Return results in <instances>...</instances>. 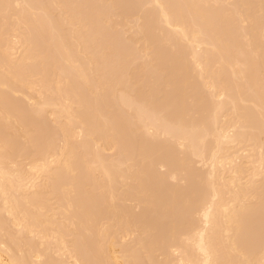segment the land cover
<instances>
[{
  "label": "rangeland",
  "instance_id": "obj_1",
  "mask_svg": "<svg viewBox=\"0 0 264 264\" xmlns=\"http://www.w3.org/2000/svg\"><path fill=\"white\" fill-rule=\"evenodd\" d=\"M52 1L54 3H52L51 0H42V1L41 0H27V2L32 7L31 11H33V13H34L33 15H35V18L37 19V21H36V19H34L32 17V15H31V17H29L28 14L32 13L30 11V9H28V10L31 13L27 12L28 16L25 15L26 13H24V14L20 13V11H19L20 7L21 6L22 7L25 6L23 1L18 0L16 2V0H6V1L5 0H0V15L2 14L1 17H0V29H1L0 33L1 34L2 33L3 34H7V36L5 35L6 37L3 36V38L0 39V40H2V41L4 40V42L6 41L5 44H3L5 46H3V45L2 46L4 48L7 47L6 48L7 51H6V49H5V51L8 52V53L9 52L11 53V54L10 53L9 54L8 53H6V54L4 53V55H2L1 52L4 50L2 48L3 50L1 49L2 51L0 52V61H4V62L7 61V63H8L7 66L8 67L11 65L13 68L18 69V70L21 67V69L19 71H22V73L24 71V73H23L24 76L25 75H29L28 71H29V73H31V70H28V71L26 70V69H29L30 66H31L32 70L34 71V74L38 73L37 75H34L33 71H32V74L34 75L33 77H32V74L29 75L30 77H26L25 76L27 78V82L25 84L28 83V80H29V82L31 80V84L29 86L27 85L25 87L21 86L22 84L20 85V83L19 84L18 83H14L15 84V86H14L12 84V82H10L8 80V78L3 75V74H5L4 73L5 70L3 71V73H1L2 76L0 75V81L8 80L9 83H10L9 85L12 84L14 86V87L10 86V88L13 87V90H16L17 91L16 94H18V95H16V94H12L11 93L12 95L11 94H9L10 96L8 95L9 99L8 98H4L6 102L9 100L10 103H6L5 101L3 102L2 100H0L1 103L3 102V104H1V106H0V110H1L0 111V116H1V119H0V139H1V141L4 140V142L6 140L8 142L7 144H10L11 147H12V148L9 147V148L12 149V152L10 150H8V151L6 150V152H8L7 154L12 156L10 158L12 160H9V157H8L9 161L2 162V163L0 162V168H1V166H3V168H1V169H4L3 172L5 173L4 174L0 170V176L3 173L2 176L5 175L6 179H7V177H10V176H8L9 173L11 175L12 174L11 172L15 170L16 172L13 173L14 175L16 174V176H17V174L20 172V174H18V177H21V178L24 177V179L26 180L29 177L27 175L28 171H25V169L27 168L26 164H28L30 162H33V161H34V163H37L36 161L38 159L42 160V158L44 156H45L44 157L45 158L44 161H46V158L48 157L46 162L50 161L49 159H51V160L55 159L57 157V155L60 154L59 152H61V149L64 147V144L68 143L70 141L69 144L71 143V145H68V146H71V149H74V151H75L74 154H76L75 155L76 157L73 156V155L72 156H73L74 160L76 159V161H75V163L77 162L76 165H75L76 168L78 167L77 169H75V171H76V174L74 172L75 176L73 175L75 179L74 178L72 179V180H76V181H73V183H74L73 187L76 188V189H74V192H73L74 193L73 196H75V197H73V196H70V197L73 199L72 200L73 203H77V201H80V204L81 203L84 204L85 201L87 202L84 205L85 207L82 206L83 204H81V206H80L81 207L80 209H82L81 213H83L85 208H86L85 211L88 208H89L88 210H90V208H92L91 205L94 203L95 206H94V204L92 206L96 207V209L93 208L92 211H94V212H96L98 210L102 211V213L98 212L99 215H97V218H96V220L98 221L97 223L99 224V225L97 224L98 226L96 225L97 227H95L97 229V231L99 229L103 228L102 227L103 225H105V226L107 225V227L111 226L112 230L115 231V232L113 231L114 232L113 234L115 235V236L113 235V237H114L115 242L117 244L115 246V249L117 250V252H119L121 250V247H123V248L126 247V250H128L130 254H132L133 256L137 257V259H139V260L136 259L137 262H135V263L139 262L138 264H162V263L163 264H165V263L169 264V262H170V264H177V260H178V256L180 254V249L181 248L178 249L175 246H169L168 244L171 245V244L176 243L174 240H176L177 235L181 232L180 229H184V227H185L184 223L185 222L189 223V225H191V223H194V221H195V224L199 225V226L196 225L198 228L205 227L204 223H202V222H204V220H203L202 217H200V216H202L201 215L202 214V208L207 206L203 202L207 201L208 197H211L210 196L211 193L216 191L217 190L216 188H219L218 189L219 192L222 190L221 193L223 191H225L226 189H227L226 192L228 191V189H229V191H230V189L231 190H233V189L235 190L236 189V187L234 186L235 181H234V176H233L236 173V172L234 173L235 168H237L238 166L242 167V165H243V167L245 166L244 168H247L246 166H248L249 169L247 168L248 171L245 172L246 176L244 177V179L247 182V185H248V183H251L253 181L254 184H256V186L259 185V188H258L259 192H262V190L264 189V187H263V184H264V158H262V157H264V133H261V134L259 133L260 134L259 135L258 132L260 130L251 129V127L250 128L249 127H244L243 124H242L243 123L242 118L236 117L237 114H235V111L233 113L232 112L233 110L230 111V109H229L230 108V104H228L230 99H232L233 97L236 96V94H235V92L233 90H236V87H238L237 86L238 83H240L239 84L240 86L242 85L241 86L242 88H240V92L243 93L246 97L249 96V93H250L251 96H253L254 93L256 94L255 86H257L256 90L258 89L257 93L261 92L260 94H262V90H264V68H263L264 67V59H263L264 58V38L261 37V34L258 33V31H257V34L259 36L257 35L256 38H254V39H256V41L254 40V42L257 44V41H258L257 45H258L259 51H261V53L258 51L260 55L258 54L259 56L256 59H254V60L253 59L251 60L249 58L247 59V57H245L244 54H242V56H244L243 58H242V56H240V58L246 59L245 61L243 60L244 65L245 64L253 65V67H252L253 69H254V66L257 65L258 62H259V65H258L259 68L254 69L255 71L251 70L252 73H250V74L252 76H255V77H252V79L253 78L254 79H253V83L251 84V88H253V89L248 90V85L247 86L244 85L243 77H242V80H241L240 75H235L234 76L233 74H231L232 73V71H231L232 68L230 69L229 67L225 66V63L222 62V61H224V60H222V58L223 59L226 58L225 47L223 48V41L222 40H224L223 33L225 32V29H224V26L226 24L225 18L228 17L226 15L224 16V14H223L224 11L223 10H224V8H226L228 6L227 4H231V3L235 4V2H238L239 0L238 1L237 0H234V1H232V0H215V1L214 0L213 1L212 0H206L205 1L204 0L205 3H203L204 1H202V0H201L202 2L201 1L198 2L199 0H164L163 3H162L163 6L165 5L164 7L162 5L158 6L157 4H155V5L158 6V7H156L154 5L153 1H151V3H149L150 0H68V1L67 0H52ZM63 1H64V3H67V4L65 5L63 3ZM1 2H3V3H1ZM42 2H43V4H41ZM60 2H61V4H60ZM12 3L16 4L17 6L16 5L14 6ZM20 3L23 4V5L19 6ZM44 3L47 6H45ZM49 3H50V5L48 6ZM151 4H153V6H155V8ZM42 5L45 7L44 10L42 8H40ZM194 5H195V7H194ZM257 5L260 6L261 4L259 3ZM60 6H61V8L62 7L63 8L61 9ZM233 6H235V5H233ZM9 7L11 8L12 11L14 10L13 12H14V14L16 16L14 14H12L13 12H11V10H9L10 9ZM38 7L40 8V9H38V10H40V12L37 10ZM193 7L195 9H193ZM263 7H264V5H263ZM158 8L160 9V11H159ZM161 8L162 9L166 8V10H168L170 16H172L170 18L171 21L169 20L170 23L173 21L171 23V26L167 25V23L165 24L164 20H163L164 24H161L162 22L159 23V20H157V19H159L158 13H161ZM233 8H235V7H233ZM233 8L231 7L232 10H233ZM23 9H25V7H23ZM33 9H35V12H34ZM169 9L171 11H173L172 12L173 14L171 13V11ZM157 10H158V12H157ZM124 12H125V14H124ZM199 12H201V13L203 12L202 14L204 16L202 14L198 15ZM19 13L22 15V17H21L22 19L19 18L20 21L18 20V17L21 16ZM36 13H38V14H36ZM62 14H64V15H62ZM65 14L68 16L67 19H65V17H66ZM259 14H255L254 16H252L253 17L252 22L254 21L253 23L250 22V23L246 24V21H244L245 22V24H244V22L243 23L241 22L242 23L241 26L244 27L245 29L244 28H240V30H238V28H237V27L240 26V24L239 23L238 24L235 23L236 20H233L232 18H230L231 22H233V24H232L233 27L234 26L236 27L235 30H234L235 27L234 28H232V27L230 28V29L234 30V31L231 30V33L233 32L232 33L233 36L231 35L232 38L229 40L231 42V43L229 42L231 47L234 48V44L236 43V42L234 43V41H237L239 37L241 39V40L239 39L241 44H243L242 40L245 41V38L243 37V35H240V33L244 34V33H242L241 30H244L243 32H245V30L248 28V32H249L251 25L258 26L257 30H259L258 29L259 27L260 28L264 27V19H263L264 12L261 11ZM160 15L163 17L162 13ZM200 15L203 16V19H201L202 16H200ZM24 16L29 17V18H27L28 21H26V19H25L26 17L23 18ZM138 16H140V17H138ZM232 16L229 15V17H232ZM147 17H148V19H147ZM31 18L34 19V21L36 23V26H35V23L33 22V20L32 21L29 20ZM118 18H120V19H118ZM188 18H190V19H188ZM237 18L238 17H236V19ZM258 19L261 20V22ZM64 20H66V21H64ZM227 20H228V18H227ZM23 21H24V23L27 22L28 25H26V24H24V26H22V24L19 25V23H23ZM67 21H70L69 22L70 25H69V23ZM76 21L77 22L80 21L82 24L80 22L77 23V25L75 23H73V22H76ZM160 21H162L161 18H160ZM237 21H238V19H237ZM13 22H14V24H13ZM38 22H39V24L42 23V25L41 24L40 25L43 26L42 28H44V29H42V30L43 31L45 30V32H42V30H40L41 26H38L39 25ZM176 22H177V24H180V25L182 24V26L184 25L183 27L186 28V31L189 29L187 32L190 31L189 34H191V33L194 34L192 36L195 37V38H192V36L191 37L189 36L192 39L187 40V38L185 37L186 40H187V41H185L184 36L181 37L182 35H180L178 33V31H177L178 28L177 27L175 28L176 25H174V23H176ZM9 23H12L14 28H13L12 24L10 25ZM30 23H31V25L33 27L32 29H31ZM254 23H255V25H254ZM262 23H263V25H262ZM15 24H16L17 27L15 26ZM78 24L85 25V26L82 27L81 25H78ZM25 25H26V27H25ZM75 25L77 27H79L81 30H78L79 28H77ZM232 25L230 24V26H232ZM245 26H247V28ZM34 27H35V31H33ZM36 27H38L39 30ZM71 27H73V28H71ZM17 28H19V30L17 32L18 33V37H17V34L15 33ZM53 28H54V30H53ZM74 28H77V30L80 32V33L78 32V35L80 37L83 36V37H81L82 43H83V41L84 42L86 41L90 45V50H89V48L87 49L89 51L86 50V52H88V53L85 54V53L81 52L80 50L77 52V50L79 48L74 46V44H73V43H75L74 39L73 40L71 39L73 41V43L71 42V40L70 41H66L67 38L69 40L72 37L73 32H72V35H70L71 34L70 31H72V29H74ZM174 28H175V30H174ZM251 28H254V27H251ZM3 29H4L5 32L3 31ZM14 29H15V32H13ZM170 29H172V30H170ZM144 30H145V32L147 30V32L145 33ZM197 30H199V31H197ZM30 31H33V32L30 33ZM169 31H172V32H169ZM174 31H175V33H174ZM237 31H241V32H237ZM37 32H41V33H37ZM213 32H214V34H213ZM64 33L67 36L66 35H62V37H61V34H64ZM237 33L239 35H237ZM22 34H23V36H21ZM52 34H53V37H52L53 39L51 38ZM30 35H31V37H30ZM43 35H44V37L45 36L46 37L42 39ZM55 35L57 36V39L54 38ZM143 35H144V38H143ZM1 36H0V38H1ZM19 36H21V38H23L25 40L20 39ZM69 36H71V37H69ZM233 37L237 38V39H233ZM18 38H19V42L21 44H23V42H24V45H26L25 47L23 45L24 48L18 42ZM26 38H27V40H26ZM30 38H32L31 39L32 41H30ZM60 38H61V40H60ZM216 39H218V42L220 44L218 42H216L217 41ZM57 40H60L61 43L62 42L64 43V41H65V44L67 46H69L68 50L71 49L70 48L71 45L76 48L75 51H74V48L71 49L72 51H70V50L68 51L70 53V57H73V55L71 56V54H74V58H78L79 59V61H80L79 64L81 66L80 68H81V70H84V71H81V72H83L85 76L87 75L86 77L88 79L87 78L86 79L89 81V83H90V80L92 81L93 78L95 77L93 81H94V84H96L97 89L96 88L92 89V87L90 89V86H94V87H96V86L95 85H90L88 87L89 83H88V85H85L87 87H85L82 82H79V83L81 84V86H84V87H81L80 85H77L75 83L76 82L75 80L77 79L76 78L77 74H74L75 70L74 69H70L72 67H70L68 64H66L68 62L63 63V61L61 60L64 57L66 52L65 51L61 52V50L58 48L60 46L59 45L60 41H57ZM239 40L237 42H239ZM2 41H0V43ZM31 42H33V43L30 44ZM56 42H57V44H56ZM142 42H145V44H143ZM211 42H212V46L209 45ZM52 43H54V44H52ZM82 43L80 42L79 44H82ZM91 43L94 46H92ZM213 44H215V45H213ZM28 45L32 46L31 48L28 47V49L30 48L31 50L32 49L33 50L32 51L29 50L30 53L29 52L23 53L24 50H27L26 48H27ZM144 45H146V46H144ZM230 45L228 46L229 49H230ZM2 46L0 45V48ZM56 46H58V47H56ZM224 46H225V44H224ZM9 48H10V50H9ZM146 48L149 49L150 51H148ZM248 48H250V47H248ZM219 49H220L221 53L218 52ZM247 49H246V56L249 55V57H250V53H247V52H249L248 51L249 49L248 50ZM38 50H40L43 53H41ZM144 51H145V53H144ZM80 52L83 53V54H79ZM21 53H22V55H24V54L27 55L29 53V56H26V58L30 57L29 58L30 62L28 61L29 59L28 60L24 59L25 56H22ZM31 53H32V55H31ZM216 53H217V55H216ZM262 53H263V55H262ZM66 54L69 57V54L68 53H66ZM1 55H2V57H1ZM9 55L10 56L12 55L11 58L14 57V61H13V59L10 60V56ZM38 55H39V57H40V55H42L44 57L41 56L40 58H38ZM230 55H231L230 58H232V56L234 54L231 53ZM32 56L34 57V59L36 58L35 62L33 60H31V58H33ZM88 56L90 58L92 57L93 60L95 58L97 59L96 61H98V66H96L97 69L94 68V69H96V72H95V70H92L93 67H94L93 63H94L95 60L92 62V60H89L90 58ZM214 56H215V58H214ZM261 58H262L261 61L260 60L257 61V59H261ZM22 59H24L25 63L26 62L27 63L25 64L24 60H22ZM37 59H39V61ZM101 59H104V60H101ZM43 60L44 61L46 60V62H49V61L52 60L51 62H49L50 66L53 64L51 69H50V66H48L49 63H45L44 62L45 66L43 67ZM198 60H200V61H198ZM219 60H220V62H219ZM19 61H20V63H19ZM89 61H91L90 63H92L91 64L92 68H91V66L88 65ZM104 61H106V62H104ZM206 61H207V63H206ZM246 61H248V62L246 63ZM4 62H3V64H5ZM196 62H198V63H196ZM199 62H201V63H199ZM30 63H32L33 66L30 65ZM203 63L207 64V65H204ZM0 64L2 65V62ZM6 64H5V66H6ZM17 64L19 65V67H18ZM63 64H65V65H63ZM83 64L85 66H83ZM1 65H0V67L2 68L4 65L3 66H1ZM26 65H30V66L26 67ZM201 65L207 66V68L209 70V73H208V71H207V73H204L203 71H201V73H203V74H201V76L205 74V77L207 75H211L213 77V75H214L213 79L216 77L214 79L216 81V83L219 81L217 84H220L221 82H224V81H225V83H228L229 82L228 80H230L229 83H230L231 87L230 86L229 87H230L231 91L230 90H229L230 92L227 91L228 92L227 96L229 94L231 96V98L228 99V98L223 97V96L222 97L219 96V98H218L215 95V92L212 90V87H209V85L206 83L208 81L207 80L208 78L206 77V79H205V77H203V76L201 77L200 76V70L202 69ZM22 67H23V69H25L27 71L26 74H25V70H23ZM46 67H47V69H46ZM48 67H49V69H48ZM87 67L90 68V70ZM243 67H244L243 71H245V68L248 71L247 67H245V66H243ZM1 68H0V70H1ZM207 68H206V70H207ZM3 69L4 68H2V70ZM52 69H54V70H52ZM72 70H73V74L74 75L72 74ZM97 70L99 71V73H98ZM40 71H41V74H40ZM53 71H54V73H53ZM57 71H58V73H57ZM89 71H91V73H89ZM104 71H105V73H104ZM106 71H107V73H106ZM211 71H212V73H211ZM213 71H215V73H213ZM219 71H220V74L218 75ZM224 71H225V73L227 71V73L225 74ZM247 71H245L244 75L248 74ZM256 71H257V75H254V74H256ZM42 73H43V75H42ZM198 73H199V75H198ZM39 74H40V76H39ZM45 74L47 75L46 78H45V76H46ZM58 75H60L61 77H58ZM71 75H73V77ZM229 75H230V79H229ZM74 76H75V78H74ZM260 77L262 79H260ZM34 78H36V79H34ZM202 78H204L205 80L202 79ZM98 79H100V80H98ZM108 79H110V80H108ZM231 79H232V81H231ZM23 80H24V77H23ZM49 80L52 81V82L54 81V82L53 83L49 82ZM96 80H98V81H96ZM235 80H236V82H235ZM44 81H46V83H44ZM58 81H60V82H58ZM67 81H69V82H67ZM99 81H101V82L98 83ZM203 81L204 82L206 81L205 82L206 86H204L205 83H203ZM55 82H56V84H55L56 86L52 85ZM58 83H60V84H58ZM103 83H104V85H103ZM45 84H47V87H46ZM68 84H69V87L67 86ZM254 84H256V85H254ZM44 85H45V88H44ZM59 85L60 86L63 85L62 87L64 88V90ZM207 85H208V87H207ZM65 86L67 88H69L71 90V92ZM78 86H80L81 88L78 87ZM243 86H244V89H243ZM56 87H60V88H58V91H57ZM135 87H137V89ZM87 88L90 89L91 92H93L94 89H96L97 93L96 94L94 92H93L94 94L90 93V91ZM231 88H233V89H231ZM59 89H60V91H59ZM259 90H260V92H258ZM72 91H76L77 93L76 92L74 93ZM119 91H122V92H119ZM211 91H212L213 95H211L212 94ZM232 91L234 92V94H232L233 93ZM4 92L5 91H2L0 93L4 94ZM8 92L9 91H7V93ZM67 93H69V94H67ZM71 93H73L75 96L76 95H78V96L79 95H81V96L83 95L84 97L82 96L83 97L82 98L81 96H79V97L76 96L75 97L77 99L76 100L74 98V95H72ZM263 95H264V92H263ZM69 96H72L73 98L69 97ZM129 96H130V98L133 97V99L132 98L130 99ZM78 98H79V100H78ZM81 98L84 101H82ZM125 98H126V100H125ZM235 98H233V99H235ZM226 99H228V100H226ZM73 100H76V102H74ZM120 100H122V101L120 102ZM141 100H142V102H141ZM221 100L223 101V103H222ZM35 101H37V104H38L37 106H35L36 105ZM78 101H81V104L79 103L80 105H74V104H77ZM224 101H225V103H224ZM29 102L33 106L30 105ZM42 102L45 105H42ZM71 102L74 103L73 104L74 106L72 105ZM93 102H94V104H93ZM123 102H126V103H123ZM195 102H196V104H195ZM82 103H83V105H82ZM8 104L15 105V107H17V108L14 107V109L20 108V112H22V113H20V115H19L18 114V110L16 111L17 115H19L18 116L19 118H17V120L11 118L10 115H7L8 111L4 110L3 111L4 113L2 112V110L5 109V108H7L8 110L10 108H13V107H11L13 105L10 106ZM48 104H49V106H48ZM63 104L67 105V107L65 108L66 110L64 109V111L62 110L64 108ZM97 104H98V106H97ZM216 104H217L218 107L216 106ZM225 104H228V105H225ZM59 105L60 106L63 105L62 106L63 108L60 109L61 111H59V108H60ZM71 105L73 106V108H72ZM219 105L220 106L222 105L221 109L219 108L220 107ZM38 106H39V108H41L40 110L37 108ZM75 106L77 107V109L80 108L81 106L83 108H82V110H81V108L79 110H77ZM126 106H128V107H126ZM215 106H216V108H215ZM227 106L229 108H227ZM67 108H68V110L70 109L69 112H67L68 116L66 114V111H68ZM135 108H136V110H135ZM51 109H52V111L54 113L55 112L56 113L52 114L51 113ZM241 109H243V111H244V108H241ZM84 110H85V112H84ZM227 110H229V111H227ZM78 111L81 112V113H78V115L84 114L83 117L81 116L83 121L86 118L87 119L89 118L88 120L87 119L86 120L88 121V123L90 121V123L88 125L85 123V125H86L85 127L86 128L88 127L89 129L95 131L94 132L95 135H93V137L99 135L100 137L104 138V136H102V134L103 135L106 134V139H108V138L110 139L111 138V140H110L111 141L110 142L111 145L108 146V144H107L108 141H107V143H104V144H107V145H100V144H103L101 142L102 141L101 139H99L100 142L98 143V141L97 142L94 141L95 140L94 138H93L94 140L91 138L92 135H91V137H89L90 135L88 136L87 133L84 135V133L86 132V130H85L86 128L83 127L84 129H81L83 124L81 123L82 120L79 119L80 117L79 116L77 117V112ZM130 111H132V112H130ZM88 112H89V114H88ZM69 113H70V116H69ZM56 114H57L58 117H56ZM74 114H75L76 117L73 116ZM63 115H66V119H65V117H63ZM7 116H9L11 119H13L11 121L12 123L10 122V119L8 121ZM215 116H216V119H215ZM61 117H63V118H61ZM18 119H20L21 121L20 120L19 121L23 122V124L26 127L23 126V124H21L22 125L21 126L19 123L18 124L20 126L17 125L16 122H19ZM231 119H232L233 122H231ZM3 120L6 121V122H4ZM66 120H69L70 123H69V121H66ZM71 120L74 121L73 123H75V125L77 124L76 127H74L75 125H73ZM251 120L255 124L257 123V121L254 119V117H252L249 121L251 122ZM253 120H255V121H253ZM64 121L66 123H64ZM152 121H154L155 123H152ZM59 122H60L61 125L59 124ZM63 123H64V125H63ZM67 123H69V124L67 125ZM148 123L149 124L150 123L154 124L155 127H150L149 129H148V127L146 128V126L149 125ZM235 123H236V125H234ZM90 124H91V128H90ZM143 124H146V126L143 127ZM28 125L29 126L31 125V127H32V128L28 127V129L30 131L27 129ZM59 125L62 126V127H60ZM69 125H70V127H68ZM78 125H79V127H78ZM13 126H14V128H12ZM15 126H17V127H15ZM156 126L157 127H161V129L157 128ZM178 126H179V128H178ZM197 126H199V128H197ZM218 126H220V127H218ZM58 127L62 128V130L60 131ZM180 127H183L182 129H185V130H183V134H182V131H179V130H182ZM193 127H194V130L192 129ZM195 127L197 128V130H196ZM224 127L227 130L226 133H228V136L230 138L233 137V140H232V138L230 139L228 137V139L227 138L225 139L226 141L228 140L227 142H225L224 139L219 141L220 140L219 136L214 134V133H218V130L221 129V128H224ZM229 127H230V129H229ZM261 127H260V125H258V128H261ZM17 128H19L21 130L20 133H19V129L17 131ZM70 128H72V130H69ZM155 128L156 129H160L161 132H162V129H164V134H163V132L161 134L160 130L158 132H157V130L155 131ZM12 129H14V130H12ZM22 129H25V130H22ZM26 129L31 134H32V131H33L32 138H31V136H29L31 134ZM78 129H80V130H78ZM150 129H151V132H150ZM189 129L193 130L195 133H192L193 131L191 132ZM200 129H202V130H200ZM214 129H217V130H215V132H214ZM228 129L230 130V133L228 132L229 131ZM245 129L246 130L248 129V130L246 131ZM65 130H68V131H65ZM74 130H75V132H73ZM96 130H97V133H96ZM177 130H178V132H177ZM261 130H264V128H262ZM23 131H26V132H23ZM184 131H185V133H184ZM186 131H187V133H186ZM21 132H22V134H21ZM168 132H169V134L174 135V138L172 136H169ZM25 133H26V135H25ZM176 133L178 135L179 134L180 135L181 134L182 135H184V134L186 135L187 134L188 136H185V138H184L187 142L184 141V143H181V140L179 141L178 139L177 140L179 142H177L175 138L178 135ZM206 133H208V134H206ZM27 134H29V135H27ZM175 134H176V136H175ZM190 134H191V137H190ZM195 134L197 136H195ZM256 134L258 135L257 138H255L257 136ZM64 135H65L66 142L63 139ZM107 135H109L108 138H107ZM198 135H199L200 139L199 138L196 139L198 137ZM205 135H207V136H205ZM26 136H28V138ZM81 136H82V138H81ZM84 136H86L87 138H85ZM99 136H97V137H99ZM111 136H113L114 139ZM216 136H218V137L215 138ZM29 137H30V142H28L29 141ZM170 137H172V138H170ZM186 137H187V139H186ZM192 137H194V138H192ZM249 137H250V139H249ZM204 138H206L208 140H206ZM243 138H245L247 141L245 142V140ZM31 139H32V141H31ZM184 139H182V140H184ZM87 140H89V141H87ZM114 140H115V142H114ZM191 140H193V142L195 140L196 143H192ZM198 140H200V142L202 144L200 142H199L200 143L199 144ZM203 140H204V142H203ZM258 140H260V141L257 142ZM215 141H217V142H215ZM63 142H65V143H63ZM89 142H90L91 145L89 144ZM212 142H214V143H212ZM82 143H83V145H82ZM188 143L190 144V146L193 145L194 147L193 146L190 147ZM2 144H3V141H2ZM2 144H0V145L3 146L4 144L3 145ZM222 144H223V147H222ZM262 144H263V146H262ZM197 145H198V147H197ZM1 146H0V148H1ZM7 146H6V149L8 148ZM105 146L107 147L106 149H104ZM254 146L257 149H255ZM102 147H104V148H102ZM228 147H231V148L229 149ZM233 147H234V150L232 149ZM87 148H89L88 149L89 151L87 150ZM94 148H95V151H96L95 153L96 154L93 153V155H95L96 157L98 155L97 158L99 159V162L101 161L103 164H100L101 162L98 163L97 162L98 161L97 158L95 159V156H92L91 152H93ZM226 148H227V150H226ZM194 150H197V151L194 152ZM230 150H231V152H230ZM83 151H84V153H82ZM41 152H43V157L40 156ZM44 152L46 153V155H44L45 154ZM224 152L228 153V155H231V153L233 154V156L230 158L233 163L231 161H229V160H228L229 162L227 161L228 163L225 162L226 159L224 160L223 157L226 156V153H225V156H224ZM229 152H230V154H229ZM0 153H1V149H0ZM54 154L55 155L57 154L55 158H53V156H55ZM234 154L237 155V156H235ZM245 154H246V156L247 155L250 156L251 159L250 158L247 159L245 157ZM249 154H251V155H249ZM240 156H241V158H240ZM81 157H83V158H81ZM215 157L217 159L219 158V160L218 161H214ZM237 157H239V158H237ZM32 158H34L33 161H31ZM91 158H93V159H91ZM145 158H147L149 160H147ZM221 158H223V160L225 162V163L224 162L223 163L226 164V165H224L225 167L223 169H222L223 163H220L221 162L220 161ZM14 160H15V164L17 163L16 165L20 164L21 166H23V168L21 166H19V168H17L18 166L15 167L16 165L12 164V162ZM39 160H38V163L40 162ZM82 160H83V162H81ZM144 160H145V162H143ZM10 161H11V164H10ZM86 161L88 163H86ZM89 161L93 165L94 169L92 168V165L89 166L90 165ZM213 161L215 162L216 165L211 164ZM95 162H97L100 166L102 165V167L103 166L106 167V168L103 167L105 169L102 168L103 169L102 170L103 174L101 172V167L99 169L98 164L95 163ZM160 163H162V164H160ZM230 163H232V164H230ZM220 164L222 165V167L220 166ZM12 165L13 166L15 165V166L12 167ZM55 167L53 166V168H52V166H51V168L53 170L52 169H49V170L50 171L52 170V172H54L55 174L56 173L60 174L61 177L63 178L65 176L64 172L61 169L59 170V167L58 168L56 167L58 170ZM54 168L56 170H54ZM21 169H22V171H21ZM256 169H257V171H256ZM98 170H100V171L98 172ZM105 170H107V171H105ZM172 170H174V173H173ZM6 171L8 172V174H7ZM50 171H48V172H50ZM23 172L25 174H23ZM166 172H168V173H166ZM44 173H45V175H44ZM99 173L101 175H99ZM110 173H111V175L113 177L109 175ZM232 173H233V175H232ZM255 173H257V175ZM28 174H29V172H28ZM48 174H46V172L41 173L40 176L38 177V179H36L37 184L41 182V183H44V184L47 183L46 184L47 186H49V185L51 186V185H53V182H54V186L56 188L54 186H52L55 189L54 190H53V188L49 189V187H50L49 186V187H47V190H49L51 192L55 191L54 192L55 194L53 193V195L56 197V194H57L58 195L57 198H59L60 191H59V186L58 185H59V183L61 181L65 182V181L68 180L67 177H66L67 175L64 177V179H62V178L60 179L59 178L60 175H57V178L54 177L53 180H52L53 177H51L50 178V180H52V182H51V181H49V178L47 177V176H49ZM63 174H64V176H63ZM247 174H248V176H247ZM250 174H252L251 177H250ZM14 175H11V177L14 176ZM2 176L0 177L1 178L0 179L1 180L0 184L1 185L3 184L1 186V188L3 189L5 187V189H4L5 191L7 190L8 193L10 192L11 195H14V196H12V198L14 197L13 199L16 200V202H17L16 205L18 206V203H19V205H21V206H18V208L22 207V205L24 204V202H22L23 201L22 198H24V196H20V195H25V198L28 196L26 198L27 200H28V198L32 199L31 201L33 202V205L35 207H37L39 205L40 201L42 202L44 200V198H46L45 201L47 200L50 203L49 204L47 201H46L47 203L46 202H42V203H44V206L46 205L45 208L48 207L49 205H50L49 207H51V206L53 207V205L56 207L58 204L61 205L62 201L65 202L64 199H57L56 198V200H55V197L52 195L51 192L50 193H51V195H52V197L54 199L51 198V200H50V198L48 197V196L51 197V195H49L50 193H48V195L46 194V196H44L45 195L44 193L47 192V190H46V192L43 193V191H45L44 190L45 188L43 190H41L42 191L41 194H43L42 195L43 197L40 194L38 196L37 190L35 191L36 188L34 189V188H30L29 187L27 189L25 188V190L24 189H20L19 190V187L17 189V187L13 186V185H15L14 184L15 181L12 184L13 180H12L11 177L7 179V181L9 182L8 183L7 181L5 182L6 179H3ZM104 176L107 178V180H106V178ZM103 177H104V180H103ZM262 177H263V179H262ZM46 178H48V179H46ZM93 178H95V179H93ZM96 178H97V180H96ZM137 178H138V180H137ZM229 178H231L232 180H230ZM9 179H11V180H9ZM55 179L56 180L60 179V181L59 180L56 181ZM226 179L229 180L228 183L230 184V186L227 185L228 183L224 184V182L225 183L227 182ZM105 180L107 182H104ZM245 180H243V181H245ZM55 181H56V183H55ZM99 181H100L101 184L98 183ZM108 181H110L111 184ZM230 181L232 182V184H231ZM95 182H96V184L98 183L101 186L99 187L98 184H97L98 187L97 186L95 187V185H96ZM139 182L140 183L142 182V183L140 184ZM4 183H5V185H4ZM6 183H8V184H6ZM10 183L12 185H9ZM80 183H81L82 187L79 185ZM91 183H94L95 185L91 184ZM107 183H109V184H107ZM83 184H85V185H83ZM251 184H253V183H251ZM77 185H78V189L80 191H82V192H79V190L76 187ZM87 185L90 186V187L88 188ZM211 185H212V187H211ZM226 185L229 186V187H227ZM250 185H248V186H250ZM8 186H9V188H8ZM12 186L14 187L13 189L16 188L17 191L16 190L14 191L13 189H11ZM110 186L111 187L113 186V189L114 188L116 189V193L114 194L115 198L112 199V202H113V200L115 201L114 203H112L113 205H115V207H114L115 210L113 212V215L111 214L112 211L111 212L106 211V209H107L106 206L111 203V202L107 203L108 201L106 202V200H105V198L106 199L108 198V197H106L107 194L109 193L108 191L112 190V188L111 189H107L108 187L110 188ZM222 186L225 187V190L222 189L223 188ZM6 187H7V189H6ZM143 187H145L146 189L143 188ZM142 188H143V190H142ZM212 188H214L216 190H213ZM82 189H84L85 192L88 191L87 193H89V192L90 193L87 195V194H85V192ZM115 189L112 190V191L114 192ZM139 190H141V191H139ZM6 192H5V194H7ZM25 192H26V194H23ZM91 192H93V193H91ZM105 192H107V193L105 194ZM208 192H209V195H206V193L208 194ZM34 193H35V195H33ZM29 194H31V196ZM76 194L77 195L79 194L78 198L76 197ZM104 194H105V196H104ZM139 194H141V195H139ZM190 194L193 195V196H191V198H190ZM203 194L205 196H202ZM145 195L148 196V197L149 196H151V197L148 198ZM197 195H198V198H196ZM4 196L6 197L7 195H4V194L2 195L0 193V222H1L0 225L3 228L2 229L3 232L0 233V235H2V236H0V239L1 238H2L1 240L4 239L2 242L6 241L5 244L3 243L5 246L11 241V238L14 235L15 238L13 237L12 238L13 240L10 243L11 247L13 246L12 244L14 243L13 248H11L9 245H7V246L10 247V249L12 251L15 250V249L18 250V251L15 250V252H17V253L19 252L18 254L14 253V251H13V253L16 254V256L19 255L21 252L22 253L19 256H22L23 254L24 255H30V254L32 255V254H35V252H38L37 254H39V255L41 253L40 256H42V254H43V256L41 257L43 259H45L44 256L46 255L45 257H47V262L48 261L49 262L52 261L51 262L52 264H65V263L66 264H68V263L69 264L70 263L73 264L72 262H69V260H73V259H71V258L69 259V257L67 258L66 251L68 249L65 247V245L67 244L66 246H68V248H70L69 246L72 247V245H68V244H72L69 241L72 240V238H74V236H75L73 234L74 233L73 232L74 231L73 230L74 227L70 226L71 224L68 225L69 222L67 224L64 223L63 220L65 218V221H66V219L68 221H70L68 218H71V219H75L74 221H77L78 223L80 222V220H81V222H83V220L85 218H82L83 216H81L82 214L80 212H78V214H79L78 216H77V212L76 213L75 212L74 213L71 212L70 213L71 215L69 214L68 217L66 215L62 214V217L64 216L63 220H61V221L59 220V221L61 223L63 222V225L65 224L66 226H70V227H66L64 225L66 227V230L63 229L65 232L59 227V226H61V225H59L61 223L58 221V219H59V217L61 215L60 216L58 215L59 216L58 219H57V216H56V220L59 222V223L57 222L56 226H58V228H60V229H58V231L61 230V233L59 232L60 234H58V233H55V234L57 236L60 235V237L63 236V240L65 241L64 243L62 242L63 240L61 241L62 237L61 238L57 237L52 232L54 230L56 232V228L54 230H52V228L50 229V230H52L51 231L52 233H47L45 231L46 234L44 233V235H43V236L47 235V236L44 237V241L45 242L43 241V238L40 237L41 239L39 238V240L42 241L40 243V241L36 240L38 235L35 236L34 237L35 239L33 240V239L29 238L30 237L29 234H31V235H36V234H33V232L32 233H28V231L26 229L25 230L27 232L25 230H23V232L22 231L20 232V230H17L16 234L13 232V229L17 228V227L12 225V223L10 222V219H9L10 216L7 214V212H5L6 210H4L5 209V207H3V206H5V203H3L4 202V200H3ZM32 196H34V197H32ZM101 196L104 197V198H102ZM182 196H183V198L185 197L186 199L189 198L188 201L185 200V198L182 199L181 198ZM16 197H17V199H16ZM39 197H41V199ZM86 197H88V198H86ZM116 197H117V199H116ZM204 197H205V200H204ZM76 198H77V200H76ZM20 199H22V200L20 202H18ZM180 199H182V200H180ZM198 199H200V200L202 199V202L199 200L201 205L197 202ZM97 200H99V201H97ZM107 200H109V199H107ZM184 200L187 201V202H185ZM181 201H184V202L181 203ZM97 203H98V205L100 207L97 205ZM100 203L102 205H100ZM187 203L189 204V207L191 206L190 207L191 209L193 207H196V209L199 208L200 211L198 209L197 210L194 209L195 211L193 209L192 210L190 209V213H189V210H188L189 214H187L186 213L187 211H185L186 209H189ZM62 204H64V203H62ZM182 204H184V206ZM8 205L11 206L10 205V201H9ZM14 205H15V203L13 204V206ZM16 205L14 206V208L16 207ZM88 205H90V206H88ZM97 206H98V208H97ZM182 206H183V208H182ZM55 207H54V209H55ZM123 207H124V209H123ZM161 207H163V208L161 209ZM178 207H179V209L181 208L182 210L179 211ZM117 208H119L118 211H117ZM49 209H51V208H49ZM126 209H128V210H126ZM19 210H20V208H19ZM123 210H125V211L123 212ZM182 211H183V213H182ZM49 212H51V211H49ZM53 212H55V211H53ZM115 212L116 213L118 212L117 213L118 215L119 214H124V215L126 214L127 215V219L132 221V223H133V221L136 220V224L134 225L135 222L133 223V227L136 226L135 227L136 229L135 228L133 229L132 227H130L129 231H128V228H126L127 231H128L127 232L125 227L122 226V227H124V228H122L120 224H117L118 226H114L113 225L114 226L113 227L111 224L115 223V220L117 218V217H114V216H117V214ZM72 213L76 214L75 217H79V218H72ZM185 213H186L187 216H185ZM96 214L97 213H95V215ZM180 215H182V216L180 217ZM188 215H192L191 218L188 217ZM16 216L20 217V216H18V214ZM100 217H101V219H100ZM104 217H106V218H104ZM161 217L164 218L165 220L167 219L166 223H165L164 219L163 220L161 219ZM181 218H182V221H181ZM193 218H194V220H193ZM107 219H108V222H107ZM195 219H197V220H195ZM198 219H199V222H198ZM262 219H264V217ZM96 220H95V222H96ZM100 220L106 221L105 224H103L104 222H102V221H101L102 222L101 223ZM183 220L185 221L184 223H183ZM200 220H201V222H200ZM71 221H73V220H71ZM74 221L72 222V224L74 223ZM85 222H86V220H85ZM139 222H141V225L139 224ZM142 222H144V223L142 224ZM145 223H146V225H144ZM147 223H148L149 226H147ZM162 223L164 225H166V226H164ZM161 225H163V228H165L166 230L161 228ZM179 225L181 226V228H179L180 227ZM143 226H144V229L143 228L141 229V227H143ZM71 227H73V228H71ZM173 227H174V229H173ZM176 227L179 228L178 229L179 232L177 231L178 233H176V229H177ZM95 228H93L95 230V232L92 229V230L88 231L89 233L87 231H84L83 229L81 230L79 228L78 231H80L79 233H81V234H78V236H76L77 239H80L79 236L82 238L81 240L83 242L81 241L82 242L81 245H83V246L85 245L84 248H86V250H88L89 252L86 251L83 248V246H81L82 247L81 249H84L86 252H88V255H91L90 257H92V259H91L87 255L89 258L84 260V262L86 261L85 262L86 264H90V263L93 264L94 263V261L93 262L91 261V260H95L91 253H94L95 247L97 246V244L99 242L102 241V240L101 241L98 240V238H97L98 234H96V229ZM138 228H140V229H138ZM36 229L38 231V228H35V230ZM39 229H40V227H39ZM122 229L124 231H122ZM140 230H142V231H140ZM164 230H165V232H164ZM197 230L198 229H196V231ZM14 231L16 232L15 229H14ZM18 231L21 234H19ZM62 231H63V235H62ZM78 231H75V233L76 232L78 233ZM263 231H264V227H263ZM36 232L34 231V233H36ZM82 232H83V234H82ZM90 232H92V233H90ZM10 233L12 235H10ZM94 233H95V235H94ZM120 233L121 234L123 233L122 236H121ZM148 233H149V235H146ZM167 233H169V235ZM18 234H19V236H18ZM48 234H50V236ZM67 234H69V236ZM71 234H73V235H71ZM171 234H173V235L170 236ZM4 235H5V238H4ZM6 235H7V237L11 236L10 239H9V237L7 238ZM192 235H193V237H192ZM145 236L146 237L148 236V237L146 238ZM150 236H152V237H150ZM190 236L192 238L190 237V239H188L186 241L183 240L184 242H181V243H182V245L184 247L187 246V249L185 247L186 251H189V252L191 251V253H193L194 255L197 254L196 256H194V258L196 259L195 261L196 262L198 261L199 262L198 264H200L199 259L201 257L199 255V251L195 248V246L193 247V244L195 245V243H194V239H195L194 238V233H191ZM86 237H87V239H86ZM140 237H141V239H140ZM261 237H263V235H261ZM16 238L20 239L19 241L22 242L21 245H20V242L18 240L17 241L14 240ZM23 238H24V240H23ZM45 238H47V240ZM54 238L57 241L55 240V242H54ZM57 238H59L60 241ZM152 238H153V240L151 241ZM83 239L86 240V242H84ZM160 239L161 240L163 239L162 241H165V239H166V242H167L166 245H168L169 247L167 248L166 245ZM7 240H9V241L7 242ZM255 240H257V239H255ZM259 240L260 239L258 238V240H257L258 243H259ZM48 241H49V243H48ZM58 241L61 242L62 245L65 244V245H63L65 249L64 248L62 249V245ZM96 241H97V243H95ZM146 241H147V243H146ZM190 241H191V243H190ZM257 241H255L256 244H257ZM17 242L19 243L18 244L19 246L17 245ZM43 242H44V244H43ZM79 242H80V240H79ZM149 242L152 243V244H150ZM23 243H25V245ZM46 243H47V245H46ZM102 243H103V241H102ZM52 244H54V245H52ZM143 244H146L147 247H150V245L151 246L155 245V246L154 247H150L148 249V248H143L141 246ZM161 244L164 245V246H161ZM157 245H159L160 247L157 248L158 247ZM0 246H2L1 242H0ZM58 246H59V248L57 249ZM72 248L69 249V251H71ZM169 248H171V249H169ZM27 249H28V251H27ZM24 250H26V252H28V253H26ZM146 250H149V251H146ZM155 250H156V252H155ZM159 251H161V252H159ZM54 253L56 255H58V256H55ZM69 253L70 252H68V254ZM52 254H54V256ZM83 254H85V252ZM163 256L164 257L166 256V257L164 258ZM52 257H53V259H52ZM88 259H90V260H88ZM45 261H46V259H45ZM49 262H48V264H49ZM87 262H89V263H87ZM150 262H152V263H150ZM94 264H96V263H94Z\"/></svg>",
  "mask_w": 264,
  "mask_h": 264
},
{
  "label": "bare ground",
  "instance_id": "obj_2",
  "mask_svg": "<svg viewBox=\"0 0 264 264\" xmlns=\"http://www.w3.org/2000/svg\"><path fill=\"white\" fill-rule=\"evenodd\" d=\"M6 1V0H5ZM18 0H16V2H17ZM21 1H23V3L25 4V6H23V7H25V9H23V7L21 6V5H23V4H21L20 3V5L19 6H21L20 7V13L21 14H24V13H26L25 15H27V12L29 13L31 10H32V7L30 6V4L27 2V0H21ZM42 1V0H41ZM68 1V0H67ZM151 1H153L154 2V5L155 4H157L158 6L159 5H162V3H163V1L164 0H150V2L149 3H151ZM201 0H199L198 2H200ZM202 1H204V0H202ZM201 1V2H202ZM206 1V0H205ZM205 1L203 2V3H205ZM213 1V0H212ZM211 1V2H212ZM215 1V0H214ZM232 1H234V0H232ZM238 1V0H237ZM14 2V1H13ZM15 2V3H16ZM39 2V1H38ZM51 2L52 3H54L52 0H51ZM112 2V1H111ZM110 2V3H111ZM1 3H3V2H1ZM63 3H64V1H63ZM165 3V2H164ZM168 3V2H167ZM261 4L260 6L259 5H257V4ZM7 4V3H6ZM11 4V3H10ZM9 4V5H10ZM13 4V3H12ZM17 4V3H16ZM16 4H13L14 6L16 5ZM41 4H43V2L41 3ZM60 4H61V2H60ZM65 5L67 4V3H64ZM166 4V3H165ZM232 4V3H231ZM227 4L225 7L226 8H224V12H223V14H224V16L226 15V16H228V17H226L225 18V22H226V24H225V26H224V29H225V32L223 33V36H224V40H222L223 41V48L225 47V52H226V58L225 59H223L222 58V60H224V61H222L223 63H225V66H227V67H229L230 69H231V71H232V73L231 74H233L234 76L235 75H240V77H241V80H242V77H243V81H244V85H248V90H250V89H253V88H251V84L253 83V79H252V77H255V76H252L250 73H252V71L251 70H254V69H256V68H259L258 67V65H259V62H258V64L257 65H255L254 66V69L252 68L253 67V65H250V64H245L244 65V63H243V60L245 61L246 59H242L244 56H242V54H244L245 55V57H247V59L249 58V59H256L260 54H259V52L261 53V51H259V47H258V41H257V44L254 42V40L256 41V39H254V38H256V36L258 35L257 34V31H258V33H260L261 34V37H263L264 38V27H259L258 29L259 30H257V27L258 26H256L255 25V23H254V25L256 26H253V25H251V27H254V28H251L250 26V30H249V32H248V28H247V26L249 25H247V26H245L247 29L245 30V32H243L244 30H241L242 31V33H244V34H241L240 33V35H243V37L245 38V41H243L242 40V43L243 44H241V42H240V37L238 38V40H239V42H237V41H234V43L236 44H234L233 42V44H234V48L233 47H231V45H230V39L232 38V33H231V30H233V29H230L231 27L232 28H234L233 27V22H231V19L230 18H232L233 20H236V22L235 23H239L240 24V26L239 27H237L238 28V30H240V28H244V27H242L241 26V24L244 22V21H246V24L247 23H250V22H252V20H253V17L252 16H254L255 14H259L261 11L262 12H264V7H263V5H264V0H239L238 2H235V4ZM263 4V5H262ZM8 5V4H7ZM44 5H45V3H44ZM50 5V3L48 4V6ZM59 5V4H58ZM117 5V4H116ZM152 6H153V4H151ZM157 5H155L156 7H158ZM192 5V4H191ZM205 5V4H204ZM233 5H235V6H233ZM238 5V6H237ZM17 6V5H16ZM45 6H47V5H45ZM53 6V5H52ZM155 6H153L154 8H155ZM163 6V5H162ZM161 6V7H162ZM165 6V5H164ZM163 6V7H164ZM233 8V7H235V8H233V10L231 9V7ZM110 7V6H109ZM194 7H195V5H194ZM193 7V9H195ZM221 7V6H220ZM263 7V8H262ZM10 8V7H9ZM19 8V7H18ZM22 8V9H21ZM40 8H42L43 10L45 9V7L42 5ZM39 7L37 8V10L38 9H40ZM60 8H61V6H60ZM63 8V7H62ZM61 8V9H62ZM160 8V7H159ZM158 8V9H159ZM2 9V8H1ZM13 9V8H12ZM28 9H30V11L28 10ZM41 9V10H42ZM69 9V8H68ZM191 9V8H190ZM231 9V10H230ZM4 10V9H3ZM9 10H11V8L9 9ZM8 10V11H9ZM28 10V11H27ZM34 10V12H35V9H33ZM42 10V11H43ZM59 10V9H58ZM170 10V9H169ZM14 11V10H13ZM12 10H11V12H13ZM39 12H40V10H38ZM61 11V10H60ZM59 11V12H60ZM63 11V10H62ZM66 11V10H65ZM159 11H160V9H159ZM171 11V10H170ZM3 12V11H2ZM10 12V13H11ZM23 12V13H22ZM32 12V13H31ZM30 13L31 14H28L29 15V17H31V15H32V17L34 18V19H36L35 18V15H33L34 13H33V11H31ZM45 12V11H44ZM50 12V11H49ZM72 12V11H71ZM157 12H158V10H157ZM173 11H171V13H172ZM19 13V14H20ZM62 13V12H61ZM95 13V12H94ZM163 14V17L160 15V14ZM161 13H158V17H159V19H157V20H159V23L160 22H162L161 24H164V22H163V20L165 21V24L167 23V25H170L171 26V23L173 22H171L170 23V18L172 17V16H170V14H169V12H168V10H166V8H161ZM196 13V12H195ZM203 13V12H202ZM201 12H199L198 13V15L199 14H202ZM209 13V12H208ZM12 14H14V12L12 13ZM18 14V13H17ZM20 14V15H21ZM36 14H38V13H36ZM48 14V13H47ZM74 14V13H73ZM124 14H125V12H124ZM173 14V13H172ZM190 14V13H189ZM2 15V14H1ZM1 15H0V17H1ZM15 15V14H14ZM13 15V16H14ZM27 15V16H28ZM50 15V14H49ZM62 15H64V14H62ZM66 15V14H65ZM161 17H160V16ZM203 15V14H202ZM202 15H200V16H202ZM229 15H233L232 17H229ZM260 15V14H259ZM262 15V14H261ZM6 16V15H5ZM16 16V15H15ZM19 16V15H18ZM27 16H24L23 18H25L26 19V21H28V19L27 18H29V17H27ZM39 16V15H38ZM37 16V17H38ZM43 16V15H42ZM81 16V15H80ZM110 16V15H109ZM135 16V15H134ZM204 16V15H203ZM203 16H202V18L201 19H203ZM235 16V17H234ZM22 17V15L21 16H19L18 17V20H19V18L20 19H22L21 18ZM62 17V16H61ZM67 15H66V17H65V19H67ZM77 17V16H76ZM106 17V16H105ZM138 17H140V16H138ZM176 17V16H175ZM234 17V18H233ZM236 17H238L237 19H238V21H237V19H236ZM261 17V16H260ZM63 18V17H62ZM70 18V17H69ZM160 18L162 19V21H160ZM174 18V17H173ZM213 18V17H212ZM227 18H228V20H227ZM252 18V19H251ZM16 19V18H15ZM14 19V20H15ZM34 19H29V20H33V22L35 23V21H34ZM80 19V18H79ZM90 19V18H89ZM106 19V18H105ZM116 19V18H115ZM118 19H120V18H118ZM147 19H148V17H147ZM188 19H190V18H188ZM197 19V18H196ZM199 19V18H198ZM263 19H264V17H263ZM2 20V19H1ZM56 20V19H55ZM107 20V19H106ZM111 20V19H110ZM170 20V21H169ZM259 20V19H258ZM20 21V20H19ZM22 21V20H21ZM25 21V20H24ZM24 21H23V23H19V25H21L22 24V26H24V24H26V25H28V23L26 22V23H24ZM30 21V22H31ZM36 21H37V19H36ZM47 21V20H46ZM59 21V20H58ZM64 21H66V20H64ZM114 21V20H113ZM192 21V20H191ZM204 21V20H203ZM260 22H261V20H259ZM41 22V21H40ZM68 23L70 22V21H67ZM80 22V21H79ZM79 22H73V23H75L76 25H77V23H79ZM104 22V21H103ZM131 22V21H130ZM201 22V21H200ZM207 22V21H206ZM242 22V23H241ZM254 22V21H253ZM252 22V23H253ZM32 23V22H31ZM31 23H30V26H31V29L33 28L32 27V25H31ZM58 23V22H57ZM81 23V22H80ZM107 23V22H106ZM112 23V22H111ZM117 23V22H116ZM10 25L12 24V23H9ZM13 24H14V22H13ZM13 24H12V26H13ZM33 24V23H32ZM38 24H39V22H38ZM41 25H42V23H40ZM38 25V26H41V25ZM82 24V23H81ZM81 24H78V25H81ZM84 24V23H83ZM127 24V23H126ZM146 24V23H145ZM188 24V23H187ZM190 24V23H189ZM193 24V23H192ZM195 24V23H194ZM216 24V23H215ZM230 24L232 25V26H230ZM244 24H245V22H244ZM3 25V24H2ZM26 25H25V27H26ZM69 25H70V23H69ZM75 25V26H76ZM173 25V24H172ZM174 25H176L175 26V28L177 27L178 29H177V31H178V33L180 34V35H182L181 37H183L184 36V38L186 37L187 38V40H189V39H192V38H195V37H193L192 35H194V34H189V32H187L186 31V28H184L183 26H182V24L180 25V24H177V22L176 23H174ZM236 25V24H235ZM259 25V24H258ZM262 25H263V23H262ZM4 26V25H3ZM2 26V27H3ZM15 26H16V24H15ZM35 26H36V23H35ZM56 26V25H55ZM82 27H84L85 25H81ZM123 26V25H122ZM136 26V25H135ZM186 26V25H185ZM190 26V25H189ZM223 26V25H222ZM237 26V25H236ZM260 26V25H259ZM11 27V26H10ZM17 27V26H16ZM15 27V28H16ZM43 26H41V29L40 30H42V29H44V28H42ZM77 27V26H76ZM201 27V26H200ZM4 28V27H3ZM13 28H14V26H13ZM37 29H38V27H36ZM48 28V27H47ZM67 28V27H66ZM71 28H73V27H71ZM77 28H79V27H77ZM77 28H74V29H72V31H70L71 32V34L70 35H72V32H73V35H72V37L71 36H69V37H71L69 40H68V38H67V40L66 41H70L71 39L73 40H75V43H73V41L71 40V42L74 44V46L75 47H77V48H79L78 50H77V52L80 50L81 52H83V53H88V52H86V50L89 48V50H90V45L85 41H83V43H82V41H81V37H83V36H79L78 35V30H81L80 28L77 30ZM173 28V27H172ZM175 28H174V30H175ZM203 28V27H202ZM223 28V27H222ZM27 29V28H26ZM29 29V28H28ZM30 29V30H31ZM50 29V28H49ZM83 29V28H82ZM142 29V28H141ZM146 29V28H145ZM236 29V27L234 28V30ZM245 29V28H244ZM256 29V30H255ZM1 30V29H0ZM6 30V29H5ZM18 30H19V28H17L16 29V32H15V29H14V31L13 32H15L16 34H17V37H18ZM39 30V29H38ZM53 30H54V28H53ZM52 30V31H53ZM56 30V29H55ZM137 30V29H136ZM170 30H172V29H170ZM193 30V29H192ZM205 30V29H204ZM233 30V31H234ZM3 31H4V29H3ZM2 31V32H3ZM33 31H35V27H34V30ZM33 31H30V33L31 32H33ZM37 31V30H36ZM51 31V30H50ZM95 31V30H94ZM143 31V30H142ZM197 31H199V30H197ZM215 31V30H214ZM241 31H237V32H241ZM1 32V31H0ZM5 32V31H4ZM42 32H45V30L43 31L42 30ZM144 32H145V30H144ZM146 32H147V30H146ZM145 32V33H146ZM169 32H172V31H169ZM192 32V31H191ZM194 32V31H193ZM7 33V32H6ZM37 33H41V32H37ZM36 33V34H37ZM51 33V32H50ZM80 33V32H79ZM144 33V34H145ZM174 33H175V31H174ZM177 33V32H176ZM198 33V32H197ZM200 33V32H199ZM221 33V32H220ZM3 34V33H2ZM1 33H0V36L2 35ZM29 34V33H28ZM27 34V35H28ZM44 34V33H43ZM48 34V33H47ZM178 34V35H179ZM213 34H214V32H213ZM235 34V33H234ZM7 36V34H3L2 36H1V38L0 39H2L3 38V36ZM42 35V34H41ZM45 35V34H44ZM44 35L42 36V39L43 38H45L44 37ZM62 35H66L65 33L64 34H61V37H62ZM81 35V34H80ZM142 35V34H141ZM232 35V36H231ZM237 35H239L238 33H237ZM5 36V37H6ZM21 36H23V34L21 35ZM21 36H19V38L20 39H23V38H21ZM25 36V35H24ZM59 36V35H58ZM67 36V35H66ZM78 36V37H77ZM175 36V35H174ZM192 36V38H190V37ZM222 36V37H223ZM259 36V35H258ZM4 37V38H5ZM30 37H31V35H30ZM40 37V36H39ZM50 37V36H49ZM53 37V34H52V36H51V38ZM60 37V36H59ZM64 37V36H63ZM147 37V36H146ZM204 37V36H203ZM209 37V36H208ZM218 37V36H217ZM242 37V38H243ZM19 38H18V42H19ZM54 38H56L57 39V36L55 35V37ZM80 38V39H79ZM143 38H144V35H143ZM149 38V37H148ZM186 38H185V41H187L186 40ZM32 38H30V41H32L31 40ZM53 39V38H52ZM91 39V38H90ZM152 39V38H151ZM212 39V38H211ZM219 39V38H218ZM218 39H216L217 41L216 42H218ZM233 39H237V38H234L233 37ZM232 39V40H233ZM258 39V38H257ZM23 40H25V39H23ZM26 40H27V38H26ZM60 40H61V38H60ZM60 40H57V41H60ZM146 40V39H145ZM0 41H2V40H0ZM260 41V40H259ZM3 42V43H2ZM1 43H0V45L2 46L3 44H5V42H4V40L2 41ZM52 42V41H51ZM82 43V44H79V43ZM181 42V41H180ZM190 42V41H189ZM225 42V43H224ZM230 42V43H229ZM20 43V42H19ZM33 42H31L30 44H32ZM50 43V42H49ZM55 43V42H54ZM54 43H52V44H54ZM63 43V42H62ZM61 43V41H60V46L58 47V46H56V47H58L60 50H61V52L62 51H65L66 53H68L69 54V57H68V55L65 53V55H64V57L61 59L62 61H63V63H65V62H68V63H66V64H68L70 67H72V68H70V69H74L75 71V73L74 74H77V76H76V78L79 80H75L74 82L77 84V85H80L81 86V84L79 83V82H82L83 83V85L85 86V85H88V83H89V81L87 80L88 78L84 75V73L83 72H81V71H84V70H81V66H80V61H79V59L78 58H74V54H71V56L73 55V57H70V53L68 52L69 50L70 51H72L71 49H73L74 48V51L76 50V48L75 47H73L72 45L70 46V48L71 49H69L68 50V47L69 46H67L66 44H65V41H64V43L62 44ZM85 43V44H84ZM93 43V42H92ZM91 43V44H92ZM143 44H145V42H142ZM149 43V42H148ZM204 43V42H203ZM215 43V42H214ZM219 43V42H218ZM245 43V44H244ZM260 43V42H259ZM21 44V43H20ZM29 44V45H30ZM56 44H57V42H56ZM206 44V43H205ZM220 44V43H219ZM218 44V45H219ZM224 44H225V46H224ZM248 44V45H247ZM23 45H24V42H23V44H21V46L23 47ZM27 46V50H24L23 51V53H26V52H29L30 53V51L29 50H31L30 48L32 47V46ZM69 45V44H68ZM89 45V46H88ZM148 45V44H147ZM209 45H211L212 46V42L209 44ZM213 45H215V44H213ZM230 45V49H229V46ZM3 46H5V45H3ZM1 47L0 48V52H1V54L2 55H4V53L6 54V53H8V52H6L7 51V47ZM26 45H24V47H25ZM54 46V45H53ZM92 46H94L93 44H92ZM144 46H146V45H144ZM188 46V45H187ZM220 46V45H219ZM250 47V48H248V47ZM263 46V45H262ZM10 47V46H9ZM23 47V48H24ZM28 47H30L29 49H28ZM55 47V46H54ZM149 47V46H148ZM216 47V46H215ZM3 48V49H2ZM151 48V47H150ZM187 48V47H186ZM218 48V47H217ZM216 48V49H217ZM233 48V49H232ZM249 50H248V49ZM2 49V50H1ZM5 49H6V51H5ZM53 49V48H52ZM144 49V48H143ZM147 49V48H146ZM246 49L249 51V52H247V53H250V57H249V55L248 56H246ZM261 49V48H260ZM263 49V48H262ZM9 50H10V48H9ZM23 50V49H22ZM33 50V49H32ZM31 50V51H32ZM89 50H87V51H89ZM97 50V49H96ZM148 51H150L149 49H147ZM213 50V49H212ZM215 50V49H214ZM38 51H40V50H38ZM58 51V50H57ZM85 51V52H84ZM143 51V50H142ZM146 51V50H145ZM145 51H144V53H145ZM147 51V52H148ZM259 51V52H258ZM41 52V51H40ZM79 53V54H83V53ZM100 52V51H99ZM194 52V51H193ZM218 52H220V49H219V51ZM224 52V53H225ZM263 52V51H262ZM10 53V52H9ZM8 53V54H9ZM29 53L26 55V54H24V55H22V53H21V55L22 56H25V58L24 59H29V58H26V56H29ZM41 53H43V52H41ZM76 53V52H75ZM109 53V52H108ZM210 53V52H209ZM221 53V52H220ZM223 53V52H222ZM231 53H233L234 55V57L232 56V58H230V54ZM11 54V53H10ZM259 54V55H258ZM2 55H1V57H2ZM31 55H32V53H31ZM30 55V56H31ZM43 55V54H42ZM42 55H40V57L42 56ZM88 55V54H87ZM147 55V54H146ZM214 55V54H213ZM216 55H217V53H216ZM225 55V54H224ZM262 55H263V53H262ZM6 56V55H5ZM4 56V57H5ZM10 56V55H9ZM8 56V57H9ZM12 56V55H11ZM11 56H10V60H12L13 59V61H14V57L13 58H11ZM21 56V57H22ZM86 56V55H85ZM240 56H242V58H240ZM33 57V56H32ZM39 57V55H38V58H40ZM42 57H44V56H42ZM78 57V56H77ZM89 57V56H88ZM262 57V56H261ZM7 58V57H6ZM81 58V57H80ZM90 58V57H89ZM92 58V57H91ZM89 59V60H92V62L94 61V67H93V69L92 70H95V72H96V69H97V67L96 66H98V61H96L97 59L95 58L94 60H93V58L92 59ZM106 58V57H105ZM210 58V57H209ZM214 58H215V56H214ZM18 59V58H17ZM24 59H22V60H24ZM36 59V58H35ZM35 59H34V57L33 58H31V60H33L34 62H35ZM78 59V60H77ZM213 59V58H212ZM219 59V58H218ZM221 59V58H220ZM264 59V58H263ZM26 60V61H27ZM38 61H39V59H37ZM101 60H104V59H101ZM205 60V59H204ZM258 60H262V58L261 59H257V61ZM18 61V60H17ZM29 62H30V59L28 60ZM37 61V62H38ZM49 61V60H48ZM52 61V60H51ZM51 61H49V62H51ZM79 61V62H78ZM87 61V60H86ZM197 61V60H196ZM198 61H200V60H198ZM213 61V60H212ZM2 62V65L1 66H5V64L7 63V61L6 62H4V61H0V63ZM3 62L5 63V64H3ZM41 62V61H40ZM44 62L45 63H49V62H46V60L44 61L43 60V67L45 66L44 65ZM83 62V61H82ZM91 61H89V66H91V64L92 63H90ZM100 62V61H99ZM104 62H106V61H104ZM202 62V61H201ZM201 62H199V63H201ZM219 62H220V60H219ZM248 61H246V63H247ZM251 62V61H250ZM11 63V62H10ZM19 63H20V61H19ZM24 63H25V60H24ZM27 63V62H26ZM25 63V64H26ZM54 63V62H53ZM196 63H198V62H196ZM206 63H207V61H206ZM222 63V64H223ZM252 63V62H251ZM256 63V62H255ZM14 64V63H13ZM42 64V63H41ZM204 64V63H203ZM254 64V63H253ZM261 64V63H260ZM8 65V63L6 64V66L4 67H2V68H4L3 70H2V68H1V72H0V75H1V73H3V71L5 70V74H3L5 77H7L8 78V80L10 81V82H12V84L15 86V84L14 83H20V85L21 86H23V87H25V86H29L30 84H31V80H30V82H29V80H28V83L27 84H25L26 82H27V78L26 77H30L29 75H31L32 74V68H31V66L30 65H32V63H30V65H26V67L28 66H30L29 67V69H26L27 71L28 70H31V73H29V71H28V74L29 75H25L24 76V71H23V73H22V71H19L20 69H21V67L19 68V70L18 69H15V68H13L11 65L8 67L7 66ZM18 65V64H17ZM24 65V64H23ZM22 65V66H23ZM35 65V64H34ZM55 65V64H54ZM62 65V64H61ZM63 65H65V64H63ZM204 65H207V64H204ZM209 65V64H208ZM224 65V64H223ZM263 65V64H262ZM14 66V65H13ZM33 66V65H32ZM48 66H50V63H49V65ZM53 66V64L50 66V69H51V67ZM83 66H85L84 64H83ZM196 66V65H195ZM202 67V69L200 70V76H201V74H203V73H201V71H203L204 73H207V71H208V73H209V70H208V68H207V66H203V65H201ZM210 66V65H209ZM212 66V65H211ZM243 66H245V67H247V69H248V71L246 70V68H245V71H247V75L245 74L244 75V73H245V71H243ZM261 66V65H260ZM15 67V66H14ZM18 67H19V65H18ZM67 67V66H66ZM207 68V70H206V68ZM213 67V66H212ZM6 68V69H5ZM31 68V69H30ZM54 68V67H53ZM88 68V67H87ZM91 68H92V66H91ZM94 68H96V69H94ZM250 68V69H249ZM264 68V67H263ZM14 69V70H13ZM22 69H23V67H22ZM46 69H47V67H46ZM48 69H49V67H48ZM55 69V68H54ZM54 69H52V70H54ZM89 70H90V68H88ZM178 69V68H177ZM221 69V68H220ZM261 69V68H260ZM259 69V70H260ZM23 70H25V69H23ZM25 70V74L27 73V71ZM57 70V69H56ZM180 70V69H179ZM223 70V69H222ZM225 70V69H224ZM43 71V70H42ZM59 71V70H58ZM58 71H57V73H58ZM98 71V70H97ZM115 71V70H114ZM255 71V70H254ZM258 71V70H257ZM257 71H256V74H254V75H257ZM94 72V71H93ZM36 73V72H35ZM44 73V72H43ZM43 73H42V75H43ZM46 73V72H45ZM53 73H54V71H53ZM52 73V74H53ZM89 73H91V71H89ZM98 73H99V71H98ZM104 73H105V71H104ZM106 73H107V71H106ZM211 73H212V71H211ZM213 73H215V71H213ZM224 73H225V71H224ZM226 73H227V71H226ZM225 73V74H226ZM33 74H34V71H33ZM32 74V77L34 76V75H37V74H34L33 75ZM40 74H41V71H40ZM40 74H39V76H40ZM47 74V73H46ZM45 74V75H46ZM61 74V73H60ZM66 74V73H65ZM72 74H73V70H72ZM73 74V75H74ZM87 74V73H86ZM220 74V71H219V73H218V75ZM223 74V73H222ZM259 74V73H258ZM44 75V76H45ZM54 75V74H53ZM73 75H71L72 77H73ZM98 75V74H97ZM101 75V74H100ZM130 75V74H129ZM198 75H199V73H198ZM216 75V74H215ZM2 76V75H1ZM92 76V75H91ZM95 76V75H94ZM203 77H205V74L204 75H202ZM201 76V77H202ZM221 76V75H220ZM219 76V77H220ZM4 77V78H5ZM23 77H24V80H23ZM42 77V76H41ZM47 77V75L45 76V78ZM53 77V76H52ZM58 77H61L60 75H58ZM93 77V76H92ZM99 77V76H98ZM97 77V78H98ZM111 77V76H110ZM208 79V81L206 82L208 85H209V87H212V90L215 92V95L219 98V96H223V97H226V98H231V96L228 94V96H227V91H229L230 90V87H231V85H230V80H228L229 82L228 83H225V81L224 82H221L220 84H217L216 83V81L213 79V77H214V75H213V77L211 76V75H207L206 76ZM206 77H205V79H206ZM224 77V76H223ZM222 77V78H223ZM37 78V77H36ZM36 78H34V79H36ZM63 78V77H62ZM74 78H75V76H74ZM87 78V79H86ZM95 78V77H94ZM94 78H93V80H94ZM104 78V77H103ZM112 78V77H111ZM198 78V77H197ZM200 78V77H199ZM234 78V77H233ZM259 78V77H258ZM29 79V78H28ZM202 79H204V78H202ZM204 79V80H205ZM229 79H230V75H229ZM260 79H262L261 77H260ZM2 80V79H1ZM8 80H6V81H0V92H2V91H5L4 92V94H1L0 96L2 97H0V100H2L3 102L5 101V99L4 98H8L10 95L9 94H16V90H13V85L11 84V85H9L10 83H9V81ZM90 80V79H89ZM91 81L90 80V83H89V85H88V87L90 86V85H95L96 86V84H94V81ZM98 80H100V79H98ZM98 80H96V81H98ZM108 80H110V79H108ZM131 80V79H130ZM25 81V82H24ZM39 81V80H38ZM95 81V82H96ZM104 81V80H103ZM106 81V80H105ZM121 81V80H120ZM188 81V80H187ZM231 81H232V79H231ZM238 81V80H237ZM256 81V80H255ZM49 82H52V81H50L49 80ZM54 82V81H53ZM52 82V83H53ZM58 82H60V81H58ZM65 82V81H64ZM67 82H69V81H67ZM66 82V83H67ZM79 84H78V83ZM101 81H99L98 83H100ZM111 82V81H110ZM204 81H203V83H205ZM235 82H236V80H235ZM261 82V81H260ZM37 83V82H36ZM35 83V84H36ZM42 83V82H41ZM44 83H46V81H44ZM63 83V82H62ZM65 83V84H66ZM108 83V82H107ZM119 83V82H118ZM206 83L204 84V86H206ZM225 83V84H224ZM238 83V82H237ZM236 83V84H237ZM242 83V82H241ZM258 83V82H257ZM34 84V83H33ZM50 84V83H49ZM56 84V82L54 83V84H52V85H55ZM58 84H60V83H58ZM57 84V85H58ZM64 84V85H65ZM106 84V83H105ZM180 84V83H179ZM186 84V83H185ZM229 84V85H228ZM240 83H238L237 84V86L238 87H236V90H233L234 92H235V94H236V98L235 97H233V98H235V99H230V101L228 102V104H230V108L227 106V108H229L230 109V111L231 110H233L232 112L234 113V111H235V114H237V116L236 117H240V118H242V121H243V126L244 127H251V129H258V130H260L259 132H258V134L260 133H264V130H261L262 128H264V95H263V92H264V90H262V94H260L261 92H260V90L258 91V92H260V93H257V90H256V87L257 86H255V91H256V94L254 93V95L253 96H251L250 95V93H249V96H245L243 93H241L240 92V88H242L240 85H239ZM260 84V83H259ZM46 85V87H47V84H45ZM45 85H44V88H45ZM98 85V84H97ZM103 85H104V83H103ZM122 85V84H121ZM126 85V84H125ZM208 85H207V87H208ZM219 85V86H218ZM254 85H256V84H254ZM10 86H13V87H11L10 88ZM33 86V85H32ZM56 86V85H55ZM60 86V85H59ZM63 86V85H62ZM62 86H60V87H62ZM68 87H69V84L67 85ZM80 86H78V87H80ZM84 86H81V87H84ZM100 86V85H99ZM102 86V85H101ZM112 86V85H111ZM129 86V85H128ZM184 86V85H183ZM230 86V87H229ZM236 86V85H235ZM60 87H56L57 88V91H58V88H60ZM66 87V86H65ZM80 87V88H81ZM85 87H87V86H85ZM91 87H92V89L93 88H96L97 89V86L96 87H94V86H90V89H91ZM110 87V86H109ZM166 87V86H165ZM67 88V87H66ZM111 88V87H110ZM113 88V87H112ZM136 89H137V87H135ZM261 88V87H260ZM259 88V89H260ZM62 89L64 90V88L62 87ZM68 90H70L69 88H67ZM86 89V88H85ZM88 89V88H87ZM90 89H88L89 91H90ZM96 89H94V93L96 94L97 93V90ZM104 89V88H103ZM188 89V88H187ZM219 89V90H218ZM231 89H233V88H231ZM243 89H244V86H243ZM62 90V91H63ZM73 90V89H72ZM100 90V89H99ZM98 90V91H99ZM120 90V89H119ZM124 90V89H123ZM7 91H9L8 93H7ZM59 91H60V89H59ZM67 91V90H66ZM96 91V92H95ZM210 91V90H209ZM231 91V90H230ZM229 91V92H230ZM232 91V92H233ZM253 91V90H252ZM65 92V91H64ZM70 92H71V90H70ZM69 92V93H70ZM72 92H76V91H72ZM93 92H91L90 91V93H93ZM115 92V91H114ZM119 92H122V91H119ZM234 92L232 93V94H234ZM246 92V91H245ZM244 92V93H245ZM69 93H67V94H69ZM77 93V92H76ZM93 93V94H94ZM113 93V92H112ZM148 93V92H147ZM211 93H212V91H211ZM11 94V95H12ZM72 95H74L73 93H71ZM246 94V93H245ZM5 95V96H4ZM9 95V96H8ZM16 95H18V94H16ZM124 95V94H123ZM142 95V94H141ZM211 95H213V93L211 94ZM4 96V97H3ZM76 96H78V95H76ZM75 95H74V98L76 97ZM79 96H81V95H79ZM78 96V97H79ZM83 96V95H82ZM81 96V97H82ZM88 96V95H87ZM96 96V95H95ZM133 96V95H132ZM163 96V95H162ZM27 97V96H26ZM69 97H72V96H69ZM84 97V96H83ZM82 97V98H83ZM94 97V96H93ZM98 97V96H97ZM138 97V96H137ZM214 97V96H213ZM73 98V97H72ZM81 98V99H82ZM128 98V97H127ZM129 98H130V96H129ZM132 99H133V97H131ZM130 98V99H131ZM167 98V97H166ZM190 98V97H189ZM212 98V97H211ZM9 99V98H8ZM76 99V98H75ZM120 99V98H119ZM118 99V100H119ZM152 99V98H151ZM223 99V98H222ZM228 99H226V100H228ZM69 100V99H68ZM77 100V99H76ZM76 100H73L74 102H76ZM78 100H79V98H78ZM125 100H126V98H125ZM149 100V99H148ZM220 100V99H219ZM9 101V100H8ZM6 102V103H10V101L9 102ZM72 101V100H71ZM82 101H84L83 99H82ZM122 100H120V102H121ZM132 101V100H131ZM130 101V102H131ZM140 101V100H139ZM201 101V100H200ZM213 101V100H212ZM222 101V100H221ZM3 102L1 103L0 102V106H1V104H3ZM47 102V101H46ZM96 102V101H95ZM127 102V101H126ZM126 102H123V103H126ZM141 102H142V100H141ZM159 102V101H158ZM35 103H36V105L35 106H37L38 104H37V101H35ZM34 103V104H35ZM40 103V102H39ZM59 103V102H58ZM67 103V102H66ZM69 103V102H68ZM72 103V102H71ZM81 104V101H78V103L77 104H74V103H72V105L74 104V105H80ZM152 103V102H151ZM219 103V102H218ZM222 103H223V101H222ZM224 103H225V101H224ZM227 103V102H226ZM29 104H30V102H29ZM60 104V103H59ZM93 104H94V102H93ZM132 104V103H131ZM161 104V103H160ZM170 104V103H169ZM195 104H196V102H195ZM198 104V103H197ZM228 104H225V105H228ZM5 105V104H4ZM8 105H13V104H8ZM30 105H32V104H30ZM42 105H45L43 102H42ZM64 105V104H63ZM62 105V106H63ZM71 105V106H72ZM73 105V106H74ZM82 105H83V103H82ZM127 105V104H126ZM224 105V104H223ZM33 106V105H32ZM40 106V105H39ZM39 106L37 107L39 110L41 109V108H39ZM48 106H49V104H48ZM55 106V105H54ZM60 106V105H59ZM62 106H60V108H59V111H61L60 109H62L63 107ZM73 106H72V108H73ZM97 106H98V104H97ZM132 106V105H131ZM151 106V105H150ZM153 106V105H152ZM164 106V105H163ZM216 106H217V104H216ZM216 106H215V108H216ZM220 106V105H219ZM222 106V105H221ZM221 106L219 107L220 109H221ZM11 107H13V108H10L9 110L7 109V108H5V109H3L2 110V112L4 111V110H6V111H8L7 112V115H10V117L11 118H13V119H16L17 120V118H19L18 116L20 115V113H22V112H20V108H18V109H14V107H15V105H13V106H11ZM42 107V106H41ZM67 107V105H64V108L62 109L63 111H64V109ZM76 107V106H75ZM79 107V106H78ZM123 107V106H122ZM126 107H128V106H126ZM218 107V106H217ZM2 108V107H1ZM15 108H17V107H15ZM81 108V110H82V106L80 107ZM80 108H78L77 109V107H76V109L77 110H79ZM241 108H244V111H243V109H241ZM13 109V110H12ZM56 109V108H55ZM75 109V108H74ZM100 109V108H99ZM18 110V114L19 115H17V113H16V111ZM58 110V109H57ZM56 110V111H57ZM66 110V109H65ZM67 110H68V108H67ZM70 110V109H69ZM69 110L68 111H66V114H67V112H69ZM135 110H136V108H135ZM219 110V109H218ZM1 111V110H0ZM62 111V112H63ZM227 111H229V110H227ZM243 111V112H242ZM75 112V111H74ZM84 112H85V110H84ZM90 112V111H89ZM89 112H88V114H89ZM130 112H132V111H130ZM217 112V111H216ZM4 113V112H3ZM2 113V114H3ZM51 113L52 114H55L53 111H52V109H51ZM58 113V112H57ZM65 113V112H64ZM73 113V112H72ZM78 113H81V112H77V117L79 116L80 118V120H82V128L81 129H84V128H86L85 126V123L88 125L89 123H90V121H89V123H88V119L85 121H83V119L81 118V116L83 117L84 116V114H80V115H78ZM145 113V112H144ZM62 114V113H61ZM93 115V114H92ZM151 115V114H150ZM158 115V114H157ZM233 115V114H232ZM67 116H68V114H67ZM69 116H70V113H69ZM73 116H75V114L73 115ZM144 116V115H143ZM9 116H7V119H8V121H9V119H10V122L13 120V119H11ZM16 117V118H15ZM56 117H58L57 116V114H56ZM63 117H65V119H66V115H63ZM63 117H61V118H63ZM76 117V116H75ZM88 117V116H87ZM90 117V116H89ZM138 117V116H137ZM225 117V116H224ZM227 117V116H226ZM235 117V118H236ZM252 117H254V119L257 121V123L255 124L254 122H252V120H251V122L249 121ZM3 118V117H2ZM5 118V117H4ZM69 118V117H68ZM147 118V117H146ZM169 118V117H168ZM0 119H1V116H0ZM6 119V118H5ZM64 119V120H65ZM93 119V118H92ZM141 119V118H140ZM215 119H216V116H215ZM237 119V118H236ZM20 119H18V121H19ZM70 120V119H69ZM69 120H66V121H69ZM73 120V119H72ZM71 120V122L73 123L74 121H72ZM91 120V119H90ZM95 120V119H94ZM110 120V119H109ZM158 120V119H157ZM156 120V121H157ZM173 120V119H172ZM176 120V119H175ZM239 120V119H238ZM237 120V121H238ZM255 120H253V121H255ZM4 121V120H3ZM21 121V120H20ZM16 122L17 123V125H21V124H23V122ZM93 121V120H92ZM143 121V120H142ZM147 121V120H146ZM228 121V120H227ZM230 121V120H229ZM4 122H6V121H4ZM202 122V121H201ZM215 122V121H214ZM231 122H233L232 121V119H231ZM250 122V123H249ZM12 123V122H11ZM19 123V124H18ZM62 123V122H61ZM64 123H66L65 121H64ZM64 123H63V125H64ZM69 123H70V121H69ZM69 123H67V125L69 124ZM71 123V124H72ZM77 123V122H76ZM140 123V122H139ZM152 123H155L154 121H152ZM15 124V123H14ZM59 124H60V122H59ZM79 124V123H78ZM92 124V123H91ZM91 124H90V128H91ZM149 124V123H148ZM147 124V125H148ZM178 124V123H177ZM176 124V125H177ZM260 125V127L261 128H258V125ZM12 125V124H11ZM19 125V126H20ZM61 125V124H60ZM59 125V126H60ZM73 125H75V123H73ZM141 125V124H140ZM174 125V124H173ZM202 125V124H201ZM215 125V124H214ZM220 125V124H219ZM234 125H236V123L234 124ZM257 125V126H256ZM18 126V127H19ZM22 126V125H21ZM23 126H25L24 124H23ZM77 126V124L74 126V127H76ZM106 126V125H105ZM144 126H146V124H143V127ZM161 126V125H160ZM222 126V125H221ZM233 126V125H232ZM15 127H17V126H15ZM26 127V126H25ZM24 127V128H25ZM28 127H30V128H32L31 127V125L29 126H27V129H28ZM60 127H62V126H60ZM60 127H58L59 128V130L61 131L62 130V128H60ZM67 127V126H66ZM65 127V128H66ZM68 127H70V125L68 126ZM78 127H79V125H78ZM84 127V128H83ZM148 127V129L150 128V127H155V125L154 124H149L148 126H146V128ZM157 127V126H156ZM218 127H220V126H218ZM241 127V126H240ZM12 128H14V126L12 127ZM20 128V127H19ZM19 128H17V131H18V129ZM23 128V127H22ZM64 128V127H63ZM73 128V127H72ZM72 128H70L69 130H72ZM93 128V127H92ZM133 128V127H132ZM157 128H160L161 129V127H157ZM163 128V127H162ZM178 128H179V126H178ZM181 129L183 128V127H180ZM188 128V127H187ZM196 128V127H195ZM197 128H199V126H197ZM197 128H196V130H197ZM242 128V127H241ZM21 129V128H20ZM19 129V133H20V130ZM26 129V130H27ZM67 129V128H66ZM99 129V128H98ZM140 129V128H139ZM153 129V128H152ZM160 129H156L155 128V131L157 130V132L160 130ZM193 130H194V127L192 128ZM229 129H230V127H229ZM228 129V130H229ZM244 129V128H243ZM12 130H14V129H12ZM22 130H25V129H22ZM29 130V129H28ZM27 130V131H28ZM78 130H80V129H78ZM86 130V132L84 133V135L87 133L88 134V136L89 137H91V135H92V139L94 140V141H98V143L100 142V140L99 139H101L102 141V143L103 144H100V145H107L108 144V146L109 145H111V138L109 139L108 138V136L109 135H107V138L108 139H106V134L105 135H103L102 133V136H104V138L103 137H100L99 135H97V136H99V137H97V136H94L93 137V135H95V131H93V130H91V129H89L88 127L85 129ZM183 130H185V129H182V130H179V131H182V134H183ZM190 130V129H189ZM193 130H190L191 132L193 131ZM200 130H202V129H200ZM204 130V129H203ZM215 130H217V129H214V132H215ZM246 130V129H245ZM248 130V129H247ZM246 130V131H247ZM250 130V129H249ZM30 131V130H29ZM28 131V132H29ZM65 131H68V130H65ZM91 131V132H90ZM146 131V130H145ZM211 131V130H210ZM23 132H26V131H23ZM71 132V131H70ZM73 132H75V130L73 131ZM94 134H93V133ZM101 132V131H100ZM150 132H151V129H150ZM160 132H161V130H160ZM162 132H163V134H164V129H162ZM162 132H161V134H162ZM177 132H178V130H177ZM189 132V131H188ZM197 132V131H196ZM227 132V130H226V128L224 127V128H221V129H219L218 130V133H214L215 135H218L219 136V138H220V140L219 141H221L222 139H228V133H226ZM229 133H230V130L228 131ZM30 133V132H29ZM78 133V132H77ZM96 133H97V130H96ZM154 133V132H153ZM184 133H185V131H184ZM186 133H187V131H186ZM192 133H195L194 131L192 132ZM198 133V132H197ZM200 133V132H199ZM21 134H22V132H21ZM31 134V133H30ZM32 134H33V131H32ZM32 134L31 135H29V134H27V135H29V136H31V138H32ZM79 134V133H78ZM160 134V133H159ZM168 134H169V132H168ZM177 134V133H176ZM176 134H175V136H176ZM178 135V136H176V141L177 142H179L180 140H181V143H184V141H186L184 138H185V136H188L187 134L185 135ZM203 134V133H202ZM206 134H208V133H206ZM211 134V133H210ZM209 134V135H210ZM259 134V135H260ZM25 135H26V133H25ZM155 135V134H154ZM194 135V134H193ZM200 135V134H199ZM199 135H198V137L196 138V139H198L199 138ZM212 135V134H211ZM230 135V134H229ZM235 135V134H234ZM241 135V134H240ZM244 135V134H243ZM257 135V134H256ZM71 136V135H70ZM169 136H172L173 138H174V135H171V134H169ZM183 138H182V137ZM195 136H197L196 134H195ZM194 136V137H195ZM205 136H207V135H205ZM214 136V135H213ZM218 136H216L215 138H217ZM263 136V135H262ZM24 137V136H23ZM27 138H28V136H26ZM67 137V136H66ZM76 137V136H75ZM85 138H87L86 136H84ZM96 137V138H95ZM111 137H113V136H111ZM172 137H170V138H172ZM181 139H180V138ZM190 137H191V134H190ZM194 137H192V138H194ZM238 137V136H237ZM247 137V136H246ZM258 137V135L255 137V138H257ZM6 138V137H5ZM69 138V137H68ZM81 138H82V136H81ZM84 138V139H85ZM230 138V137H229ZM232 138V140H233V137H231ZM230 138V139H231ZM260 138V137H259ZM63 139L65 140V135H64V137H63ZM113 139H114V137H113ZM179 141H178V140ZM182 139H184V140H182ZM186 139H187V137H186ZM200 139V138H199ZM204 139H206V138H204ZM237 139V138H236ZM244 140H245V142L247 141L245 138H243ZM249 139H250V137H249ZM68 140V139H67ZM189 140V139H188ZM206 140H208V139H206ZM217 140V139H216ZM0 141H1V139H0ZM2 141H3V144H2ZM1 142H0V144H2L3 146H1V153H0V162L2 163V162H7V161H9V160H12V159H10L12 156L11 155H9V154H7L8 152H6V150L8 151V150H10L11 152H12V147H11V145L10 144H7L8 142L5 140V142H4V140H2ZM9 141V140H8ZM28 141V140H27ZM31 141H32V139H31ZM87 141H89V140H87ZM107 141H108V143H107ZM228 141V140H227ZM226 140H225V142H227ZM260 140H258L257 142H259ZM28 142H30V137H29V141ZM65 142H66V140H65ZM65 142H63V143H65ZM70 142V141H69ZM69 142L68 143H65L64 144V147L61 149V152H59L60 154L59 155H57V157H56V155L55 156H53V158H55V159H49L50 161H48V162H46L47 161V159H48V157L46 158V161H44L45 160V156L43 157V152H41V154H40V156H42L43 158H42V160H39L40 162L38 163V160L36 161L37 163H34V161H33V159L34 158H32V160L31 161H33V162H30V163H28V164H26L27 165V168L25 169V171H28L29 172V174H28V172H27V175L29 176L28 177V179H24V177H18V174H20V172L17 174V176H16V174L14 175L13 173L14 172H16L15 170L14 171H12L11 173V175H14V176H12L11 177V175H10V173H9V175L8 176H10L11 178H12V184H13V182L15 181V185H13V186H15V187H17V189H18V187H19V190L20 189H24L25 190V188L27 189V188H36L35 189V191L37 190V194H38V196H39V194L42 196L43 194H41L42 193V191L41 190H43L44 188V190L45 191H43V193L44 192H46V190H47V187H49V186H47L46 184H44V183H38L37 184V181H36V179H38V177L40 176V174L41 173H43V172H46V174H48L49 176H47L48 178H49V181H51L52 182V180L54 179V177L55 178H57V175H60V174H58V173H54V172H52V168H53V166L55 167H59V170L61 169L63 172H64V174H65V176L67 177V181H65V182H63V181H61L60 183H59V191H60V196H59V198H57V194H56V197L53 195V193L55 192H51V191H49V190H47V192L46 193H44L45 195L44 196H46V194L48 195V193H52V195L55 197V200H56V198L57 199H64L65 200V202H63L62 200V202H61V205L60 204H58L56 207L53 205V207L51 206V207H46L45 208V206H44V203H42V202H46L45 201V199L46 198H44V200L41 202L40 201V203H39V205L37 206V207H35L34 205H33V202L31 201L32 199H30V198H28V200L25 198V195H20V196H24V198H22L23 199V201L22 202H24V204L22 205V207H19L20 208V210H19V208H18V206H21V205H19V203H18V206L16 205L17 204V202H16V200L15 199H13L12 198V196H14V195H11V193L9 192L8 193V191L6 192L4 189H5V187L2 189L1 188V186L3 185H1L0 184V193L3 195H7L6 197L4 196V202L3 203H5V206H3V207H5V209L4 210H6L5 212H7V214L10 216H8L9 217V219H10V222L12 223V225L13 226H15V227H17V228H14L15 230H16V232L14 231V229H13V232L16 234L17 233V230H20V232L22 231L23 232V230H27L28 231V233H32L33 232V234H36V235H31V234H29L30 235V237L29 238H31V239H35L34 237L35 236H37V241H40L39 240V238L41 237V238H43V241H44V237L45 236H47V235H45V236H43L44 235V233L46 234V232L47 233H58V234H60L61 233V230L60 231H58V229H65L66 230V227H70V226H73V227H71V228H73V234L75 235L74 236V238H72V240H70L69 242L70 243H72V244H68V245H72V247L71 246H69L70 248H68V246H66L65 244H63V245H65V247L68 249H66L68 252H70L69 254H68V252L66 251V253H67V258L69 257V259L71 258V259H73V260H69V262H72L73 264H86L85 262H84V260H86L87 258H89L91 255H88V250H86V248H84V246L83 245H81L82 244V238L79 236V238L80 239H77V237L76 236H78V234H81V233H79L80 231H78V229L80 228L81 230L83 229L84 231H90V230H92L93 228H95V227H97L99 224L97 223L98 221L96 220V218H97V215H99L98 214V212H101L102 213V211H99L98 209V211H96V212H94V211H92L93 210V208L94 209H96V207H94L95 206V204H94V206H92L91 205V207L92 208H90V210H86L85 211V209H84V211H83V213H81L82 211V209H80L81 207V204H83V203H81L80 204V201H77V203H73V199L70 197V196H73L74 195V189H76L75 187H73V181H76V180H72L73 178H74V172H75V174H76V171H75V169H77L76 168V163H75V161H76V159L74 160L73 159V156H75L76 154H74L75 153V151H74V149H71V146H68V145H71V143L69 144ZM72 142V141H71ZM75 142V141H74ZM91 142V141H90ZM90 142H89V144H90ZM114 142H115V140H114ZM187 142V141H186ZM191 142L192 143H196L195 142V140H194V142H193V140H191ZM200 142V140H198V143ZM203 142H204V140H203ZM215 142H217V141H215ZM262 142V141H261ZM260 142V143H261ZM84 143V142H83ZM83 143H82V145H83ZM104 143H107V144H104ZM110 143V144H109ZM201 143V142H200ZM199 143V144H200ZM212 143H214V142H212ZM254 143V142H253ZM6 144V145H5ZM80 144V143H79ZM86 144V143H85ZM96 144V143H95ZM94 144V145H95ZM189 144V143H188ZM198 144V145H199ZM202 144V143H201ZM228 144V143H227ZM252 144V143H251ZM258 144V143H257ZM8 145V146H7ZM75 145V144H74ZM91 145V144H90ZM195 145V144H194ZM198 145H197V147H198ZM225 145V144H224ZM231 145V144H230ZM6 146L8 147L7 149H6ZM63 146V145H62ZM87 146V145H86ZM189 146H190V144H189ZM193 146V145H192ZM192 146H190V147H192ZM196 146V145H195ZM201 146V145H200ZM257 146V145H256ZM259 146V145H258ZM262 146H263V144H262ZM9 147H11V148H9ZM91 147V146H90ZM93 147V146H92ZM194 147V146H193ZM218 147V146H217ZM222 147H223V144H222ZM237 147V146H236ZM73 148V147H72ZM81 148V147H80ZM100 148V147H99ZM102 148H104V147H102ZM101 148V149H102ZM107 147L105 146V148L104 149H106ZM201 148V147H200ZM219 148V147H218ZM229 149L231 148V147H228ZM254 148H255V146H254ZM89 148H87V150H88ZM233 150H234V147L232 148ZM231 149V150H232ZM240 149V148H239ZM255 149H257V148H255ZM261 149V148H260ZM76 150V149H75ZM82 150V149H81ZM202 150V149H201ZM220 150V149H219ZM226 150H227V148H226ZM231 150H230V152H231ZM232 150V151H233ZM60 151V150H59ZM74 151V152H73ZM89 151V150H88ZM92 151V150H91ZM195 151H197V150H194V152ZM237 151V150H236ZM96 151H95V148L93 149V152H91L92 153V156H95V155H93V153H95ZM230 152H229V154H230ZM45 153V152H44ZM82 153H84V151L82 152ZM200 153V152H199ZM225 153L226 152H224V156H225ZM235 153V152H234ZM239 153V152H238ZM13 154V153H12ZM96 154V153H95ZM196 154V153H195ZM202 154V153H201ZM240 154V153H239ZM44 155H46V153L44 154ZM73 155V156H72ZM84 155V154H83ZM134 155V154H133ZM143 155V154H142ZM148 155V154H147ZM193 155V154H192ZM200 155V154H199ZM198 155V156H199ZM220 155V154H219ZM228 153H226V156L225 157H223L224 158V160H225V162L226 163H228L229 161H231L232 162V160L230 159L232 156H233V154L231 153V155H228ZM235 155V154H234ZM249 155H251V154H249ZM91 156V157H92ZM221 156V155H220ZM235 156H237V155H235ZM234 156V157H235ZM239 156V155H238ZM242 156V155H241ZM241 156H240V158H241ZM8 157H9V160H8ZM32 157V156H31ZM30 157V158H31ZM34 157V156H33ZM76 157V156H75ZM78 157V156H77ZM97 157H98V155H97ZM96 156H95V159L97 158ZM145 157V156H144ZM219 157V156H218ZM243 157V156H242ZM245 157L247 158V159H249L250 158V156H246V154H245ZM28 158V157H27ZM26 158V159H27ZM52 158V157H51ZM81 158H83V157H81ZM152 158V157H151ZM223 158H221L220 159V163H223L224 162V160H223ZM237 158H239V157H237ZM262 158H264V157H262ZM37 159V158H36ZM91 159H93V158H91ZM138 159V158H137ZM140 159V158H139ZM143 159V158H142ZM145 159H147V158H145ZM233 159V158H232ZM251 159V158H250ZM6 160V161H5ZM17 160V159H16ZM97 162L98 163H100L99 162V159L97 158ZM147 160H149V159H147ZM219 160V158L217 159L216 157H215V160L214 161H218ZM229 160V161H228ZM237 160V159H236ZM91 161V160H90ZM90 161H89V163H90ZM96 161V160H95ZM103 161V160H102ZM133 161V160H132ZM213 161V162H214ZM228 161V162H227ZM234 161V160H233ZM250 161V160H249ZM263 161V160H262ZM81 162H83V160L81 161ZM92 162V161H91ZM97 162H95V163H97ZM143 162H145V160L143 161ZM211 163V164H214V165H216L215 164V162L214 163ZM224 162V163H225ZM235 162V161H234ZM239 162V161H238ZM244 162V161H243ZM246 162V161H245ZM252 162V161H251ZM22 163V162H21ZM86 163H88L87 161H86ZM97 163V164H98ZM190 163V162H189ZM223 163V167H222V165L220 164V166L222 167V169L225 167L224 165H226V164H224ZM233 163V162H232ZM232 163H230V164H232ZM236 163V162H235ZM255 163V162H254ZM10 164H11V161H10ZM12 164H15V160L12 162ZM17 164V163H16ZM15 164V165H16ZM100 164H103L102 162L100 163ZM107 164V163H106ZM160 164H162V163H160ZM187 164V163H186ZM185 164V165H186ZM191 164V163H190ZM189 164V165H190ZM239 164V163H238ZM246 164V163H245ZM249 164V163H248ZM3 165V164H2ZM14 165V166H15ZM58 165V166H57ZM92 164L90 163V165L89 166H91ZM129 165V164H128ZM137 165V164H136ZM142 165V164H141ZM247 165V164H246ZM5 166V165H4ZM8 166V165H7ZM13 165H12V167H14ZM18 166V167H17ZM19 166H21L20 164L19 165H16L15 167H17V168H19ZM51 166H52V168H51ZM98 166H99V169H100V167H101V172H102V170L103 169H105L106 167L105 166H103V167H105V168H103L102 167V165L100 166L99 164H98ZM213 166V165H212ZM236 166V165H235ZM251 166V165H250ZM255 166V165H254ZM22 168H23V166H21ZM55 167V168H56ZM245 167V166H244ZM243 167V165H242V167L241 166H238L237 168H235V171H234V173L236 174H234L233 175V173H232V175L234 176V181H235V184H234V186L236 187V189L234 190H231L230 189V191H229V189H228V191L226 192V190H225V187H223L222 189H224L225 191H223L222 193H221V191L219 192V188H216V189H214V188H212L213 190H216V191H214V192H212L211 193V197H208V199H207V201H205V202H203V203H205L207 206H205L204 208H202V216H200V217H202L203 218V220H204V222H202V223H204V226L205 227H203V228H198L197 226H199V225H197V224H195V221H194V223H191V225H189V223H186L184 220H183V223H184V225H185V227H184V229H180L181 230V232L177 235V238H176V240H174L176 243H174V244H168L169 246H175L176 248H178V249H180V254H179V256H178V260H177V264H198L199 262L197 261H195L196 259L194 258V256H196L197 254H193V253H191V251L189 252V251H186L185 250V247H186V249H187V246H183L182 245V243L181 242H184L183 240H188V239H190V234L191 233H194V243H195V245L193 244V247L195 246V248L199 251V255H200V259H199V261H200V264H264V231H263V227H264V219H262L263 217H264V189L262 190V192H259L258 190V188H259V185H257L256 186V184H254V182L252 181L251 183H253V184H251V183H248V185H250V186H248L247 185V182H246V180L244 179V177L246 176L245 175V172H247L248 171V166H246L247 168H244ZM1 168H3V166H1ZM0 168V170L3 172L4 171V169H1ZM6 168V167H5ZM9 168V167H8ZM25 168V167H24ZM54 168V170H56ZM89 168V167H88ZM92 168H93V165H92ZM91 168V169H92ZM96 168V167H95ZM103 168V169H102ZM188 168V167H187ZM257 168V167H256ZM11 169V168H10ZM14 169V168H13ZM49 169H52L51 171L49 170ZM94 169V168H93ZM92 169V170H93ZM45 170V171H44ZM58 170V169H57ZM96 170V169H95ZM108 170V169H107ZM107 170H105V171H107ZM110 170V169H109ZM113 170V169H112ZM117 170V169H116ZM21 171H22V169H21ZM48 171H50V172H48ZM94 171V170H93ZM100 170H98V172H99ZM118 171V170H117ZM173 171V173H174V170H172ZM171 171V172H172ZM229 171V170H228ZM251 171V170H250ZM256 171H257V169H256ZM7 172V171H6ZM88 172V171H87ZM110 172V171H109ZM113 172V171H112ZM137 172V171H136ZM170 172V173H171ZM254 172V171H253ZM263 172V171H262ZM4 173V172H3ZM2 173V174H3ZM94 173V172H93ZM166 173H168V172H166ZM231 173V172H230ZM2 174H1V176H2ZM5 174V173H4ZM7 174H8V172H7ZM23 174H25L24 172H23ZM64 174H63V176H64ZM78 174V173H77ZM102 174H103V172H102ZM128 174V173H127ZM131 174V173H130ZM172 174V173H171ZM170 174V175H171ZM228 174V173H227ZM253 174V173H252ZM252 174H250V177L252 176ZM256 175H257V173H255ZM44 175H45V173H44ZM56 175V176H55ZM74 175V176H73ZM99 175H101L100 173H99ZM110 176H112L111 175V173L109 174ZM254 175V174H253ZM0 176V177H1ZM4 176V177H3ZM2 176V178L3 179H6V176L5 175H3ZM64 176V177H65ZM144 176V175H143ZM188 176V175H187ZM186 176V177H187ZM247 176H248V174H247ZM255 176V175H254ZM10 177H7V179L8 178H10ZM51 177H53L52 178V180H50V178ZM64 177L62 178L61 177V175H60V179L62 178V179H64ZM92 177V176H91ZM105 177V176H104ZM104 177H103V180H104ZM113 177V176H112ZM121 177V176H120ZM127 177V176H126ZM134 177V176H133ZM231 177V176H230ZM14 178V179H13ZM48 178H46V179H48ZM100 178V177H99ZM106 178V177H105ZM132 178V177H131ZM139 178V177H138ZM138 178H137V180H138ZM223 178V177H222ZM256 178V177H255ZM1 179V178H0ZM7 179L5 180V182L7 181ZM60 179H55L56 181H60ZM75 179V178H74ZM91 179V178H90ZM93 179H95V178H93ZM124 179V178H123ZM133 179V178H132ZM230 180H232L231 178H229ZM251 179V178H250ZM262 179H263V177H262ZM9 180H11V179H9ZM43 180V179H42ZM96 180H97V178H96ZM106 180H107V178H106ZM104 181V182H107V181ZM227 180V182L225 183L224 182V184H227L228 183V179H226ZM243 180H245V181H243ZM255 180V179H254ZM3 181V180H2ZM48 181V182H49ZM56 181H55V183H56ZM95 181V180H94ZM127 181V180H126ZM233 181V182H234ZM250 181V180H249ZM0 182H1V180H0ZM8 182V181H7ZM47 182V181H46ZM50 182V183H51ZM109 183H110V181H108ZM212 182V181H211ZM231 182V181H230ZM9 183V182H8ZM8 183H6V184H8ZM58 183V182H57ZM99 184H101L100 183V181L98 182ZM97 183V184H98ZM109 183H107V184H109ZM140 183V182H139ZM142 183V182H141ZM140 183V184H141ZM259 183V182H258ZM257 183V184H258ZM11 183L9 184V185H12ZM52 184V183H51ZM78 184V183H77ZM91 184H94V183H91ZM95 184H96V182H95ZM94 184V185H95ZM97 184L95 185V187L97 186ZM98 184V186L100 187L101 185H99ZM111 184V183H110ZM231 184H232V182H231ZM4 185H5V183H4ZM80 186H81V183L79 184ZM83 185H85V184H83ZM93 185V186H94ZM103 185V184H102ZM223 185V184H222ZM227 185H229L230 186V184L228 183ZM226 185V186H227ZM248 187H247V186ZM11 187V189H13L14 187ZM52 186H54V182H53V185H51L50 187H49V189L50 188H53V190L56 188L55 186V188L54 187H52ZM75 186V185H74ZM88 186V185H87ZM97 186V187H98ZM109 186V185H108ZM221 186V185H220ZM229 186H227V187H229ZM77 187V189H78V185L76 186ZM82 187V186H81ZM85 187V186H84ZM90 186H88V188H89ZM105 187V186H104ZM211 187H212V185H211ZM210 187V188H211ZM214 187V186H213ZM263 187H264V184H263ZM8 188H9V186H8ZM86 188V187H85ZM84 188V189H85ZM106 188V187H105ZM112 188V190H114L113 189V186L111 187L110 186V188L108 187L107 189H111ZM143 188H145V187H143ZM143 188H142V190H143ZM6 189H7V187H6ZM84 189H82L83 191H84ZM93 189V188H92ZM146 189V188H145ZM14 191L16 190V188L15 189H13ZM79 190V189H78ZM88 190V189H87ZM86 190V191H87ZM91 190V189H90ZM101 190V189H100ZM112 190H109L108 192V194H107V196L106 197H108L107 199H109V200H107L106 198H105V200H106V202L107 203H109V202H111L110 204H108L107 206H106V211H109V212H111L112 211V215H113V212H114V210H115V205H113L112 203H114L115 201L113 200V202H112V199H114L115 198V196H114V194L116 193V189H115V191L113 192ZM13 191V192H14ZM17 191V190H16ZM31 191V190H30ZM29 191V192H30ZM34 191V190H33ZM92 191V190H91ZM106 191V190H105ZM139 191H141V190H139ZM138 191V192H139ZM5 192L7 193V194H5ZM12 192V191H11ZM19 192V191H18ZM21 192V191H20ZM24 192V191H23ZM79 192H82V191H80L79 190ZM85 192V191H84ZM88 192V191H87ZM87 192H85V194H89V193H87ZM145 192V191H144ZM143 192V193H144ZM147 192V191H146ZM51 193L49 194V195H51ZM73 193V194H72ZM78 193V192H77ZM91 193H93V192H91ZM107 192H105V194H106ZM9 194V195H8ZM15 194V193H14ZM23 194H26V192L25 193H23ZM55 194V193H54ZM72 194V195H71ZM84 194V193H83ZM105 194H104V196H105ZM147 194V193H146ZM193 194V193H192ZM30 196H31V194H29ZM33 195H35V193L33 194ZM52 195H51V197L50 196H48L49 198H50V200H51V198H53L52 197ZM79 195V194H78ZM77 194H76V197L78 198L79 196H78ZM81 195V194H80ZM97 195V194H96ZM139 195H141V194H139ZM206 195H209V192H208V194L206 193ZM83 196V195H82ZM81 196V197H82ZM90 196V195H89ZM146 196V195H145ZM188 196V195H187ZM186 196V197H187ZM191 196H193V195H191L190 194V198H191ZM202 196H205L204 194L202 195ZM32 197H34V196H32ZM43 197V196H42ZM73 197H75V196H73ZM102 197V196H101ZM118 197V196H117ZM117 197H116V199H117ZM139 197V196H138ZM146 197H148V196H146ZM149 197H151V196H149ZM148 197V198H149ZM3 198V197H2ZM19 198V197H18ZM40 199H41V197H39ZM48 198V199H49ZM77 198H76V200H77ZM86 198H88V197H86ZM96 198V197H95ZM102 198H104V197H102ZM182 199H184L183 198V196L181 197ZM196 198H198V195H197V197ZM201 198V197H200ZM8 199V200H7ZM16 199H17V197H16ZM22 199H20L18 202H20ZM30 199V200H29ZM54 199V198H53ZM182 199H180V200H182ZM188 199L189 198H185V200H187L188 201ZM203 199V198H202ZM202 199L200 200V199H198V203L200 204V201L202 202ZM35 200V199H34ZM82 200V199H81ZM95 200V199H94ZM144 200V199H143ZM184 200V201H185ZM200 200V201H199ZM204 200H205V197H204ZM9 201H10V205L11 206H9L8 204H9ZM59 201V200H58ZM92 201V200H91ZM97 201H99V200H97ZM184 201H181V203L182 202H184ZM187 201H185V202H187ZM12 202V203H11ZM21 202V203H22ZM48 202V201H47ZM46 202V203H47ZM89 202V201H88ZM93 202V201H92ZM105 202V201H104ZM143 202V201H142ZM2 203V202H1ZM15 203V205H16V209L14 208V206H13V204ZM20 203V204H21ZM45 203V204H46ZM49 203V202H48ZM54 203V202H53ZM59 203V202H58ZM62 203H64V204H62ZM85 203H87L86 201H85ZM85 203L82 205V206H84L85 205ZM103 203V202H102ZM7 204V205H6ZM50 204V203H49ZM55 204V203H54ZM91 204V203H90ZM56 205V204H55ZM97 205H98V203H97ZM100 205H102L101 203H100ZM183 206H184V204H182ZM187 205H188V207H189V204L187 203ZM201 205V204H200ZM199 205V206H200ZM7 206V207H6ZM88 206H90V205H88ZM99 206V205H98ZM98 206H97V208H98ZM183 206H182V208H183ZM54 207H55V209H54ZM85 207V206H84ZM100 207V206H99ZM186 207V206H185ZM191 207V206H190ZM189 207V209H186L185 211H187L186 213L187 214H189L190 213V208ZM198 207V206H197ZM202 207V206H201ZM48 208V209H47ZM49 208H51V209H49ZM83 208V207H82ZM120 208V207H119ZM119 208H117V211L119 210ZM163 207H161V209H162ZM121 209V208H120ZM123 209H124V207H123ZM178 209H179V207H178ZM193 210L194 209H196V207H193L192 208ZM191 209V210H192ZM198 210H199V208H197ZM196 209V210H197ZM3 210V209H2ZM55 211V212H53V211ZM126 210H128V209H126ZM165 210V209H164ZM182 209L180 208L179 209V211H181ZM188 210H189V213H188ZM49 211H51V212H49ZM121 211V210H120ZM125 210H123V212H124ZM184 211V212H185ZM195 211V210H194ZM200 211V210H199ZM71 212H77V216L79 215L78 214V212H80L82 215L81 216H83L82 218H85L84 220H83V222H81V220H80V222L78 223L77 221H74L75 219H71V218H68L70 221L71 220H73L74 221V223L72 224V222L73 221H68L67 219H66V221H65V218H64V220H63V217H62V214L63 215H66L67 217H68V215L71 213ZM94 212V213H93ZM122 212V211H121ZM127 212V211H126ZM50 213V214H49ZM59 213V214H58ZM72 213V218H79V217H75L76 216V214H73ZM95 213H97L96 215H95ZM116 213V212H115ZM118 213V212H117ZM116 213V214H117ZM182 213H183V211H182ZM186 213H185V216H187L186 215ZM18 214V216H20V217H17L16 215ZM115 214V215H116ZM128 214V213H127ZM130 214V213H129ZM60 217H59V216ZM71 215V214H70ZM104 215V214H103ZM132 215V214H131ZM135 215V214H134ZM183 215V214H182ZM182 215H180V217L182 216ZM56 216H57V219H58V217H59V219H58V221L60 220H63V222L64 223H68V225H70V226H66L65 224V226L63 225V222L61 223L60 221V223L61 224H59V225H61V226H59L60 228H58V226H56L57 225V220H56ZM65 216V217H66ZM101 216V215H100ZM129 216V215H128ZM163 216V215H162ZM191 216L192 215H188V217H190L191 218ZM197 216V215H196ZM195 216V217H196ZM71 217V216H70ZM114 217H117L116 218V220H115V223H113V224H111L112 226L114 225V226H118L117 224H120L121 225V227L122 226H124L125 227V229L126 228H128V231H129V228L130 227H132L133 229L136 227V226H134L133 227V223H134V225L136 224V220L135 221H133V223H132V221H130L129 219H127V215L125 214H117V216H114ZM113 217V218H114ZM132 217V216H131ZM130 217V218H131ZM199 217V218H200ZM62 218V219H61ZM99 218V217H98ZM104 218H106V217H104ZM112 218V219H113ZM129 218V217H128ZM100 219H101V217H100ZM161 219L163 220L164 218H162L161 217ZM79 220V219H78ZM85 220H86V222H85ZM95 220H96V222H95ZM99 220V219H98ZM165 220V219H164ZM167 220V219H166ZM166 220H165V223H166ZM177 220V219H176ZM187 220V219H186ZM193 220H194V218H193ZM195 220H197V219H195ZM102 220H100V222H101ZM114 221V220H113ZM181 221H182V218H181ZM58 222V223H59ZM77 222V223H76ZM102 222H104L103 224H105V222L106 221H102ZM101 222V223H102ZM107 222H108V219H107ZM163 222V221H162ZM198 222H199V219H198ZM200 222H201V220H200ZM1 223V222H0ZM76 223V224H75ZM144 222H142V224H143ZM171 223V222H170ZM197 223V222H196ZM54 224V225H53ZM78 224V225H77ZM98 224V225H97ZM139 224L141 225V222H139ZM163 224V223H162ZM193 224V225H192ZM97 225V226H96ZM102 225V224H101ZM109 225V224H108ZM144 225H146V223L144 224ZM164 225V224H163ZM163 225H161V228H163ZM197 225V226H196ZM55 226V227H54ZM113 226V227H114ZM139 226V225H138ZM147 226H149L148 225V223H147ZM164 226H166V225H164ZM178 226V225H177ZM180 226V225H179ZM39 227H40V229H39ZM65 227V228H64ZM103 228H101V229H99L98 231H97V229H96V234H98V240H102L103 241V243H102V241L101 242H99L98 244H97V246L95 247V251H94V253H91L92 254V256L94 257V259L95 260H91L92 262L94 261V263H96V264H138V263H135V262H137V260H139V259H137V257H135V256H133L132 254H130L129 253V251L128 250H126V247L125 248H123V247H121V250L119 251V252H117V250L115 249V246L117 245L116 244V242H115V239H114V237H113V233L115 232L114 230H112V227L110 226V227H107V225L105 226V225H103L102 226ZM120 227V228H121ZM124 227H122V228H124ZM169 227V226H168ZM5 228V227H4ZM35 228H38V231H37V229L35 230ZM52 228V230H54L55 228H56V232H55V230L54 231H52V230H50ZM99 228V227H98ZM144 229V226L143 227H141V229ZM150 228V227H149ZM177 228V227H176ZM179 228H181V226L179 227ZM179 228H177L176 229V233H178L179 231H178V229ZM3 228H2V226L0 225V233L1 232H3V230H2ZM48 229V230H47ZM114 229V228H113ZM132 229V230H133ZM136 229V228H135ZM138 229H140V228H138ZM163 229H165V228H163ZM170 229V228H169ZM172 229V228H171ZM173 229H174V227H173ZM196 229H198L197 231H196ZM200 229V230H199ZM5 230V229H4ZM25 230V231H26ZM94 230V229H93ZM116 230V229H115ZM131 230V231H132ZM166 230V229H165ZM165 230H164V232H165ZM183 230V231H182ZM7 231V230H6ZM26 231V232H27ZM34 231L36 232V233H34ZM46 231V232H45ZM52 231V232H51ZM64 231V230H63ZM63 231H62V235H63ZM68 231V230H67ZM75 231H78V233L76 232L75 233ZM114 231V232H113ZM122 231H124L123 229H122ZM126 231H127V229H126ZM125 231V232H126ZM127 231V232H128ZM140 231H142V230H140ZM144 231V230H143ZM153 231V230H152ZM175 231V230H174ZM173 231V232H174ZM178 231V232H177ZM5 232V231H4ZM10 232V231H9ZM19 231H18V233L19 234H21ZM60 232V233H59ZM65 232V231H64ZM93 232V231H92ZM92 232H90V233H92ZM94 232H95V230H94ZM147 232V231H146ZM41 235H40V234ZM89 233V232H88ZM117 233V232H116ZM130 233V232H129ZM128 233V234H129ZM163 233V232H162ZM175 233V232H174ZM175 233V234H176ZM7 234V233H6ZM19 234H18V236H19ZM70 234V233H69ZM69 234H67L68 236H69ZM73 234H71V235H73ZM77 234V235H76ZM82 234H83V232H82ZM118 234V233H117ZM121 234V233H120ZM119 234V235H120ZM123 234V233H122ZM122 234H121V236H122ZM127 234V235H128ZM166 234V233H165ZM168 235H169V233H167ZM263 235V237H261V235ZM10 235H12L11 233H10ZM49 236H50V234H48ZM56 235V234H55ZM94 235H95V233H94ZM146 235H149V233L148 234H146ZM173 234H171L170 236H172ZM0 236H2V235H0ZM16 236V235H15ZM17 236V237H18ZM54 236V235H53ZM57 236V235H56ZM97 236V235H96ZM115 236V235H114ZM125 236V235H124ZM259 236V237H258ZM6 237H7V235H6ZM9 237V239H10V237L11 236H8ZM7 237V238H8ZM14 237V235L12 236V238ZM33 237V238H32ZM57 237H60V235L59 236H57ZM62 237V238H61ZM60 238H61V241L63 240V236H61ZM65 237V236H64ZM85 237V236H84ZM142 237V236H141ZM141 237H140V239H141ZM146 237V236H145ZM144 237V238H145ZM148 237V236H147ZM146 237V238H147ZM150 237H152V236H150ZM176 237V236H175ZM192 237H193V235H192ZM191 237V238H192ZM260 239L259 240V243H258V238ZM4 238H5V235H4ZM11 238V241L13 240ZM15 238V237H14ZM20 238V237H19ZM26 238V237H25ZM28 238V239H29ZM40 238V239H41ZM48 238V237H47ZM47 238H45L46 240H47ZM53 238V237H52ZM51 238V239H52ZM56 238V237H55ZM54 238V242H55V239ZM96 238V239H97ZM162 238V237H161ZM262 238V239H261ZM2 239V238H1ZM0 239V240H1ZM21 239V238H20ZM20 239H14L15 241H19ZM57 239H59V238H57ZM86 239H87V237H86ZM143 239V238H142ZM255 239H257V240H255ZM4 240V239H3ZM3 240H1L0 242H1V245L2 246H0V264H48V262H47V257H45L44 256V258L46 259V261H45V259H43V258H41L42 256H43V254H42V256H40L41 255V253H40V255L39 254H37L38 252H35V254H30V255H22V256H19V255H21V253L19 254V255H17L16 256V254H14V253H17V252H15V250L16 251H18L17 249H15V250H13L14 251V253H13V251L10 249V243H11V241L7 244V245H9L10 247H8L7 245L5 246L4 244L6 243V241H4V242H2ZM23 240H24V238H23ZM22 240V241H23ZM67 240V239H66ZM79 240H80V242H79ZM84 240V239H83ZM93 240V239H92ZM97 240V241H98ZM105 240V241H104ZM153 240V238L151 239V241ZM161 240V239H160ZM163 240V239H162ZM161 240V241H162ZM168 240V239H167ZM257 241V244H256V242L255 241ZM9 240H7V242H8ZM26 241V240H25ZM24 241V242H25ZM51 241V240H50ZM53 241V240H52ZM57 241V240H56ZM59 241H60V239H59ZM58 241V242H59ZM82 241V242H81ZM89 241V240H88ZM97 241L95 242V243H97ZM149 241V240H148ZM160 241V242H161ZM173 241V240H172ZM171 241V242H172ZM14 242V241H13ZM20 242V241H19ZM28 242V241H27ZM42 241H40V243H41ZM45 242V241H44ZM44 242H43V244H44ZM47 242V241H46ZM63 243L65 242L64 240L62 241ZM84 242H86V240H84ZM143 242V241H142ZM165 245L167 244V242H166V239H165V241H162ZM161 242V243H162ZM255 242V243H254ZM4 243V244H3ZM39 243V244H40ZM48 243H49V241H48ZM52 243V242H51ZM61 245H62V243L61 242H59ZM141 243V242H140ZM139 243V244H140ZM146 243H147V241H146ZM150 243V242H149ZM190 243H191V241H190ZM16 244V243H15ZM19 243L17 242V245H18ZM22 244V242H20V245ZM24 245H25V243H23ZM150 244H152V243H150ZM13 246H14V243L12 244ZM28 245V244H27ZM37 245V244H36ZM46 245H47V243H46ZM52 245H54V244H52ZM62 245V249L64 248V246ZM119 245V244H118ZM168 245H166V247L168 248L169 246ZM13 246L11 247V248H13ZM19 246V245H18ZM81 246H83V248L86 250V251H88V252H86L84 249H81L82 247ZM89 246V245H88ZM124 246V245H123ZM143 248H150V247H154V246H151L150 245V247H147L146 246V244H143V245H141ZM158 247L157 248H159L160 246L159 245H157ZM161 246H164V245H162L161 244ZM21 247V246H20ZM33 247V246H32ZM55 247V246H54ZM94 247V246H93ZM139 247V246H138ZM59 248V246L57 247V249ZM72 248V250L71 251H69V249H71ZM45 249V248H44ZM51 249V248H50ZM53 249V248H52ZM65 249V248H64ZM169 249H171V248H169ZM190 249V248H189ZM193 249V248H192ZM20 250V249H19ZM30 250V249H29ZM40 250V249H39ZM60 250V249H59ZM84 250V251H83ZM138 250V249H137ZM158 250V249H157ZM25 252H26V250H24ZM27 251H28V249H27ZM37 251V250H36ZM62 251V250H61ZM64 251V250H63ZM131 251V250H130ZM135 251V250H134ZM146 251H149V250H146ZM53 252V251H52ZM56 252V251H55ZM58 252V251H57ZM85 252V254H83ZM154 252V251H153ZM155 252H156V250H155ZM159 252H161V251H159ZM158 252V253H159ZM19 253V252H18ZM17 253V254H18ZM26 253H28V252H26ZM64 253V252H63ZM62 253V254H63ZM65 253V254H66ZM55 254V253H54ZM54 254H52L53 256H54ZM64 254V255H65ZM90 254V253H89ZM149 254V253H148ZM178 254V253H177ZM60 255V254H59ZM89 257H88V256ZM145 255V254H144ZM150 255V254H149ZM154 255V254H153ZM198 255V256H199ZM55 256H58V255H56L55 254ZM66 256V255H65ZM87 256V257H86ZM167 256V255H166ZM165 256V257H166ZM135 257V258H134ZM152 257V256H151ZM164 257V256H163ZM164 257V258H165ZM66 258V257H65ZM66 258V259H67ZM91 259H92V257H90ZM163 258V259H164ZM52 259H53V257H52ZM137 259V260H136ZM162 259V260H163ZM62 260V259H61ZM88 260H90V259H88ZM198 260V259H197ZM96 261V262H95ZM159 261V260H158ZM52 262V261H51ZM51 262H49V264H52ZM54 262V261H53ZM164 262V261H163ZM63 263V262H62ZM87 263H89V262H87ZM93 263V264H94ZM150 263H152V262H150ZM66 264V263H65ZM69 264V263H68ZM71 264V263H70ZM91 264V263H90ZM163 264V263H162ZM166 264V263H165ZM169 264H170V262H169Z\"/></svg>",
  "mask_w": 264,
  "mask_h": 264
}]
</instances>
